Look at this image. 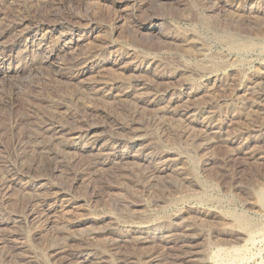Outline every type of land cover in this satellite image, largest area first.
Wrapping results in <instances>:
<instances>
[{
  "label": "rangeland",
  "instance_id": "1",
  "mask_svg": "<svg viewBox=\"0 0 264 264\" xmlns=\"http://www.w3.org/2000/svg\"><path fill=\"white\" fill-rule=\"evenodd\" d=\"M22 1V0H21ZM19 1L20 2V4L22 5V10H21V5L19 4V2H17L16 4H15V6L13 5V6H11L12 8L13 7H16V6H18V4H19V9H16L18 12H19V14L18 13H16V14H14L13 15V10L11 9V7L10 8H7L6 9V11L5 12H7L6 13V16H5V19H7L8 20V18H9V21H11L12 20V18L14 19V20H16V17H18V19H20V18H24V17H26V18H28V19H30L31 21L33 20L34 21V23H41V24H44V25H50V23L52 24L53 22L52 21H54V23H56V22H60V21H62V22H69V21H71V22H75L78 26H79V28H80V33H82L83 34V36L86 38H84V45H82V48L80 47V48H78L75 52H74V54H70V55H68V54H66V55H68V56H63V58H65V57H67V58H65L64 60H66V62H65V67H69V68H62L61 70L59 69L58 71H55L53 68H51V67H44V68H37L36 70H33V74L31 75V78L32 79H30L31 81H28V82H24L23 80H19V79H14V80H12V81H10V82H7V83H3V86H2V83H1V85L0 86H2L1 88H0V92H1V90H2V92H1V94H0V102H1V106H0V110H2V113H0V120H3L2 121V123L0 124V130L2 131V132H0V157H1V154H2V157L0 158V191H1V195H3L4 197L5 196H7V197H5V198H7L6 200V202H7V204H5V206H3L2 204L3 203H0L1 205V207H0V221H1V223H0V226L2 227H0L1 229H0V255L3 257H1L0 256V263H1V261L3 262V264H6V263H8L9 261H11V263L9 262V264H14V262H15V264H40L35 258H33V260H29V256L28 255H31L32 254V252H41L42 253V251H44L42 254L44 255V257L46 258V260H47V262H48V264L50 263V264H52V262H54L55 264H57V263H60V264H68L69 262V264H73L70 260L68 261V259H66L67 257L63 254V253H59V252H57L55 255L54 254H52L51 255V252H52V250L54 249V248H56V246H57V248L60 246V245H62L63 243L64 244H67V245H70V247H73V245H74V247L73 248H75V246H76V243H77V246L79 247V246H86L87 248H89L91 245H93L92 243H91V245H89V246H87V244H90L89 242H86V244H85V241H84V238H85V236H86V233L88 232L89 233V229H85V228H83V230H87V232H85V234H83L82 233V228L81 229H78V228H80V227H74V228H72V229H70L69 230V228H71L70 226H65L64 228H66L67 230H68V232H70V233H68L66 230H64V228L62 227V228H60V225L58 224L59 222L58 221H60L59 219L61 218V220H62V218H63V215L61 216V215H59V214H61L60 213V210L62 211V210H64L63 208L61 209V207L58 209V211L52 216V217H50L49 216V218L50 219H48V216L47 217H45L46 216V214H44L43 212V215L41 214V212H39L40 211V208L38 207V206H36L35 207V205H33V203H34V201H35V198L37 197V194L39 193V195H41V194H43V193H40V190L41 191H44L45 192V190H46V188L49 186V185H51V181L53 180V183H52V186H49L48 188H47V190L48 191H51V190H53L54 192H56V193H63L66 197H67V199H69L68 201V203L65 205V210H64V212L62 213V214H64L65 212H66V210H68L67 212H66V214H65V216H70V217H74V215H75V217H77V218H81V216L82 215H79L78 214V212L79 213H81V214H84L85 215V217H87V216H90V215H92V216H95L96 214V217L97 216H101L102 215V212H103V215L104 214H110V215H112L114 218H116V219H118L119 220V222L121 223V225H123L124 224V222H128L129 223V220H130V218H131V216L133 217V220H136L137 218H135V216L137 217V215H139V213L140 212H147L148 214L150 213L149 211H153L152 213H154V214H150V215H152L151 216V219H152V221H157V218H158V220H160V218H162V217H164V219H166V218H170L171 220L174 218V217H172L173 216V212H174V214H175V211L177 210L178 211V214H180V217H181V221L179 220V216L176 218V219H174L173 221L174 222H188V223H190V225L192 226V229H191V231H189L188 233H190V235L191 236H194L195 237V239H197V241L194 239V242L196 241L197 243H193L192 244V246H193V248L194 249H196V247H197V249L196 250H199V251H201V250H204L205 249V251L207 250V251H210V253L212 254H214V255H216V259H214V260H212L211 261V263L210 264H221V263H223V260H224V262H226V261H233L232 262V264H238V260H239V264H264V215H262V214H260V213H256V210L253 208V205H251L253 202H251V201H253V197H252V190H251V188L253 187V185L255 186V185H257V183H258V185L261 183L262 184V181H263V184H264V157H261V158H246V157H244L245 155H241V154H239L238 153V151H237V145H238V143H232V142H228V141H225V140H218L217 141V139H216V136H209V137H213V138H211V140L213 139V141H215V142H212V144H210L209 145V147H208V149H207V147L205 148V147H201L200 146V142L201 141H199V140H197V137H196V132H197V129H195L196 131H194V132H192V131H190V133L189 134H187V136H182L183 134L182 133H180L179 132V125L177 124V122L175 121V118L172 116V115H168V114H162V117H161V115H159L160 113H157V111L155 110V109H153V108H149V107H147V108H145L146 106H141V104H135L134 103V101L132 100V99H130V100H132V101H128V99L129 98H125V99H123L122 97H120V96H118L116 93H112V95L111 96H103L100 92H99V90H101V88H103L104 87V85H105V83L106 82H108L107 83V85H111V87H117L118 88V84H123V83H125V82H127V81H129L130 80V78L129 77H131V75H132V77H131V79L133 78V76L135 75V73H136V75H138V74H142L141 76L140 75H138V76H140L141 78V80L142 81H144V83L145 84H147V85H153L154 87H159V88H165V87H167L168 85H170V86H168V87H171V88H175V89H177V87L179 88V86L181 85V80H182V78L181 79H179V78H174V79H168L167 77H165V76H163V77H156V76H154V73L157 75V74H159V73H161V72H166V71H171L172 69H174V66H175V68H176V65L175 64H178L179 62H183L184 63V65H187V66H189V67H192L193 65L195 66V64L197 63H200V61H201V59H202V57H208L209 55V57L208 58H212V59H216V58H222V59H224V58H226V57H233V58H238V59H240V61H241V63H243V68H245V70H246V72H250L251 70H252V72L254 71V70H258V68L259 69H261V66L264 64V53H261V52H259V50L258 49H254L253 51H250V52H245V53H242V54H240L241 56H239V55H237V56H233L234 54H232V53H230V50H227V45H226V42H223L224 41V39H223V37H221V36H223L225 33L224 32H226V34H229V35H233V36H231L232 38H233V40L234 41H236V42H238L239 41V43H246V40L247 41H256L257 40V37H258V39H261V44L262 45H264V40H263V42H262V38L264 39V30L262 29V28H264V23H262V22H264V13L263 12H257V11H249V9H248V6H249V4H247V0H239V2H238V0L236 1V0H228V2H227V0H30L29 2H27V3H25V1ZM34 1V2H33ZM43 1V2H42ZM141 1V2H140ZM196 1V2H195ZM264 1V0H263ZM262 0H259L258 2H257V4H262V2H263ZM40 2V3H39ZM202 2V3H201ZM226 3V5L225 4H223V3ZM29 3V5H30V8L27 6V4ZM53 3V4H52ZM204 3V4H203ZM218 4V5H217ZM236 6H235V5ZM23 5H26V6H24L23 7ZM49 5V6H48ZM202 5V6H201ZM225 5V6H224ZM232 5V6H231ZM238 5V6H237ZM48 6V7H47ZM51 6V7H50ZM57 6V7H56ZM194 6V7H193ZM212 6V7H211ZM229 7V8H228ZM234 7V9H232ZM24 8H26V9H24ZM35 10H34V9ZM52 10H51V9ZM54 8V9H53ZM206 8H208V9H206ZM13 9H15V8H13ZM24 9V10H23ZM28 9H30V10H28ZM205 9V10H204ZM231 9V10H230ZM241 9H243V11L241 10ZM26 10H27V12H26ZM34 10V11H33ZM164 10H165V12H164ZM10 11V12H9ZM36 11V12H35ZM46 11V12H45ZM203 11V12H202ZM245 11H247V12H245ZM248 11H249V13H248ZM22 12V13H21ZM39 12V13H38ZM209 12H211V13H209ZM257 12V13H256ZM11 13H12V15H11ZM31 13V14H30ZM206 13H208V14H212L213 13V15H212V17H210L209 18V16L210 15H208V14H206ZM237 13H239V14H237ZM260 13H262V14H260ZM18 14V15H17ZM36 14V15H35ZM206 14V15H205ZM253 14H257L258 16L259 15H262V16H257V15H254L253 16ZM17 15V16H16ZM24 15V16H23ZM32 15H33V17H32ZM42 15V16H41ZM155 16V18H154V16ZM157 15V16H156ZM204 17H203V16ZM208 15V16H207ZM217 16V18L219 19H217L215 16ZM7 16H9V17H7ZM11 16V17H10ZM207 16V17H206ZM240 16V17H239ZM256 16V17H255ZM20 17V18H19ZM33 19H32V18ZM46 18V19H43V18ZM48 17V18H47ZM68 17V18H67ZM152 17V18H151ZM159 17V18H158ZM214 17V18H213ZM221 18V20H220V18ZM251 17V18H250ZM258 17V18H257ZM26 18H24V19H26ZM70 18V19H69ZM162 18V19H161ZM187 18V19H186ZM197 18H198V20H197ZM200 18V19H199ZM215 18H216V21H215ZM232 18H234V19H232ZM236 18V19H235ZM17 19V20H18ZM67 19V20H66ZM73 19H75V20H73ZM186 19V20H185ZM204 19V20H203ZM253 21H252V20ZM261 19L263 20V21H261ZM35 20L36 21H38V22H35ZM57 20V21H56ZM59 20V21H58ZM149 20V21H148ZM195 20V21H194ZM225 20V21H224ZM236 20H237V22H236ZM32 21V22H33ZM77 21V22H76ZM157 21V22H156ZM240 21V22H239ZM150 22H153V25H151V27H150ZM157 24H156V23ZM161 24H160V23ZM173 22V23H172ZM213 22V23H212ZM225 22V23H224ZM227 22H230V23H227ZM233 24H232V23ZM238 22H239V24H238ZM261 22V24H259ZM74 23V24H75ZM251 23H252V25H253V23H254V27H252V25H251ZM75 24V25H76ZM81 24V25H80ZM107 24V25H106ZM225 24V25H224ZM229 24V25H228ZM84 25V26H83ZM110 25V26H109ZM215 27H214V26ZM225 27H227L228 26V28H229V26H230V30L228 29V28H225ZM227 25V26H226ZM233 25H235V26H233ZM256 25V26H255ZM106 26L108 27V29L106 28ZM165 26V27H164ZM204 26V27H203ZM207 26V27H206ZM208 26H209V28H208ZM212 26V27H211ZM219 28V29H221V33L219 32V31H217V30H219L217 27ZM258 26V27H257ZM23 27V26H22ZM112 27V28H111ZM208 29H206V28ZM236 27V28H235ZM242 29H240V28ZM260 27H262V28H260ZM157 28V29H156ZM158 28H159V30H158ZM167 28V29H166ZM215 28H217L216 30H215ZM224 28H225V30H224ZM256 28L258 29V30H256ZM20 29V28H19ZM176 29V30H175ZM178 29V30H177ZM232 29H233V31H232ZM243 29H246L245 31L243 30ZM256 31H255V30ZM260 29H262V31H260ZM22 30V29H21ZM172 30V31H171ZM181 32H180V31ZM229 30V31H228ZM237 32H236V31ZM248 30H250L249 32H250V34H249V32H248ZM158 31V32H157ZM214 31H217V32H215L214 33ZM224 31V32H223ZM231 31V32H230ZM239 31H243L242 33H241V35H240V32ZM17 32V31H16ZM14 33L13 35H10V34H8V38L10 39H8V41H11V40H13V38L14 39H16V36L18 37V38H20L19 36H20V34H19V32H17V33ZM167 34H165V33ZM179 32V33H178ZM188 32H190L191 33V35L190 36H186L187 35V33ZM223 32V33H222ZM244 32L245 33H248V34H246V36L244 35ZM259 32V33H258ZM256 33L258 34V35H256ZM261 33V34H260ZM18 34V35H17ZM99 34V35H98ZM161 34V35H160ZM179 34V35H178ZM183 34H185V35H183ZM201 34V35H200ZM239 34V35H238ZM242 34H243V36H242ZM118 35V36H117ZM176 35H178V36H176ZM182 35V36H181ZM215 35V36H214ZM218 35V36H217ZM249 35V36H248ZM253 35V36H252ZM162 36V37H161ZM185 37V39H182V38H184ZM191 36H193V37H191ZM200 36V37H199ZM248 36V37H247ZM168 37H170V38H168ZM178 37V38H177ZM179 37H180V39H179ZM182 37V38H181ZM197 37V38H196ZM217 37V38H216ZM246 37V38H245ZM164 38V39H163ZM166 38H168V39H166ZM173 40H172V39ZM189 38H191V39H189ZM97 39V40H96ZM181 41V42H179V40ZM186 39H187V41H186ZM193 39V40H192ZM219 39L221 40V41H219ZM147 40V41H146ZM223 40V41H222ZM189 41H194V43L197 41V42H199V44L202 46V48H201V46L199 45H197L196 43L194 44L193 42H192V44H191V42H189ZM205 41V42H204ZM243 41V42H242ZM137 42V43H136ZM184 42V43H183ZM223 42V43H222ZM149 43V44H148ZM177 43V44H176ZM180 43H182L183 45H181ZM190 43V44H189ZM202 43H204V44H202ZM91 44V45H90ZM98 46L99 45V47H97L96 45ZM176 44V45H175ZM110 45V46H109ZM172 45V46H171ZM187 45H188V50H191L190 51V53H189V51L188 50H186V48H187ZM194 45V46H193ZM204 45V46H203ZM208 45V46H207ZM225 45V46H224ZM89 46V47H88ZM94 48H93V47ZM107 46V47H106ZM169 46V47H168ZM180 46V47H179ZM199 47V48H201L202 49V51L203 52H205V53H203V55H200V54H198L199 53V51L197 50V49H199V48H197V47ZM207 48H206V47ZM88 47V48H87ZM97 47V48H96ZM177 47V48H176ZM189 47H191V48H189ZM85 48V49H84ZM93 48V49H92ZM105 48H106V50H105ZM181 48H183V50L181 49ZM205 48V49H204ZM82 49V50H81ZM89 49H90V51L91 52H89ZM100 49V50H99ZM135 51H134V50ZM170 49V50H169ZM178 49V50H177ZM194 49V50H193ZM196 49V50H195ZM88 51V53H96L97 54V56H98V58H100L101 59V61H102V65L101 64H98V63H95V65H93L92 66V68L91 69H89L88 70V75H87V73L86 74H84V75H82V74H80L79 72H80V70H81V68H80V66L77 64L78 63V58H80L81 57V53H82V56L84 55V54H87V51ZM99 50V51H98ZM184 51L183 53H182V51ZM207 50V51H206ZM227 50V51H226ZM257 50H258V52H259V54L257 53ZM79 51V52H78ZM86 53H85V52ZM101 51V52H100ZM179 51V52H178ZM181 51V52H180ZM196 51L198 52V53H196ZM138 52V53H137ZM192 52V53H191ZM206 52H208V53H206ZM175 53H176V55H175ZM178 53H180V54H178ZM247 53V54H246ZM254 53V54H253ZM139 54V55H138ZM181 54H182V56H181ZM195 54H196V56H195ZM213 54V55H212ZM220 55V56H215L214 57V55ZM227 54H231V55H227ZM245 54V55H244ZM256 54V55H255ZM74 56V60H72V57ZM78 55V56H77ZM114 55V56H113ZM141 55V56H140ZM144 55V56H143ZM158 55V56H157ZM165 55V56H164ZM166 55H167V59H165L166 58ZM173 55H175L174 57H173ZM179 55V56H178ZM184 55H186V56H184ZM248 55V56H247ZM261 55V56H260ZM72 56V57H71ZM77 56V57H76ZM80 56V57H79ZM148 57V58H146V57ZM168 56H172L171 58H168ZM190 56V57H189ZM200 57V58H197V57ZM244 56H245V58H244ZM256 56V57H255ZM258 56V57H257ZM69 57H70V59H69ZM111 57V58H110ZM143 57V58H142ZM144 57H145V59H144ZM149 57H151V58H149ZM153 57V58H152ZM154 57H156V58H154ZM161 57H164V58H161ZM76 58V59H75ZM116 58V59H115ZM136 58H138V60L136 59ZM141 58V59H140ZM175 58V59H174ZM243 58V59H242ZM121 59V60H120ZM150 59H152V60H154V62H155V64H156V62H158L155 66L156 67H154V66H152L149 70L147 69V70H144V71H142V72H135V70H134V68H132V66L134 67V66H136V64H139L140 62H142L143 61V63L144 62H148V60H150ZM161 61H160V60ZM183 59H186V60H183ZM199 59H200V61H199ZM70 62H69V61ZM105 60H107V61H105ZM112 60H114L113 62H115V63H117L116 65H112L111 63H112ZM134 60H136L135 61V63L133 62ZM182 60V61H181ZM192 60V61H191ZM198 60V61H197ZM246 60V61H245ZM248 60V61H247ZM260 60H262V62L260 61ZM71 61L73 62L74 61V63H72L71 64ZM77 61V62H76ZM169 62V63H167V62ZM176 61V63H171V62H175ZM179 61V62H178ZM197 61V62H196ZM217 61V60H216ZM243 61V62H242ZM260 61V62H259ZM139 62V63H138ZM165 62V63H164ZM195 62V63H194ZM120 63L121 64H123V65H121L122 67H118L117 65H120ZM134 63V64H133ZM69 64V65H68ZM77 64V65H76ZM168 64V65H167ZM188 64H190V65H188ZM262 64V65H261ZM67 65V66H66ZM70 65H71V67H70ZM159 65V66H158ZM164 67V69H163V67ZM165 65V66H164ZM192 65V66H191ZM256 65H258V66H256ZM78 66V67H77ZM107 66H112V67H107ZM115 66H117V67H115ZM131 66V67H130ZM260 66V67H259ZM73 67V68H72ZM76 67V68H75ZM106 67L108 68V69H106ZM161 67V68H160ZM170 67H172V68H170ZM248 67V68H247ZM72 68V69H71ZM102 68V69H101ZM105 68V69H104ZM110 68V69H109ZM122 68V69H121ZM255 68V69H254ZM257 68V69H256ZM119 69V70H118ZM154 69V70H153ZM159 69V70H158ZM162 69V70H161ZM171 69V70H170ZM102 70V71H101ZM153 70V71H152ZM157 70V71H156ZM175 70V69H174ZM173 70V71H174ZM55 71V72H54ZM61 71H63V73L61 72ZM71 71V72H70ZM104 71V72H103ZM109 71V72H108ZM112 71V72H111ZM129 71V72H128ZM148 71V72H147ZM151 71V72H150ZM35 72V73H34ZM52 72H54V74L52 73ZM96 72V73H95ZM117 72V73H116ZM116 73V74H115ZM132 73V74H131ZM138 73V74H137ZM51 74V75H50ZM59 74V75H58ZM61 74V75H60ZM63 74V75H62ZM69 74V75H68ZM79 74V75H78ZM90 74H93V75H91L90 76ZM112 74V75H111ZM120 76H119V75ZM121 74H122V76H125L126 74H128V75H126V76H128V77H122V79H120V77H121ZM147 76H146V75ZM37 75V76H36ZM57 75V76H56ZM66 75V76H65ZM71 75H72V77H71ZM86 75V76H85ZM99 75V76H98ZM103 75H105V76H103ZM107 75H108V77H107ZM111 75V76H110ZM113 75L114 76H116V80H118V81H116L115 79H114V77H113ZM150 75H152V76H150ZM46 76V77H45ZM52 76V77H51ZM65 76V77H64ZM94 76V77H93ZM109 76H110V78H109ZM64 77V78H63ZM70 77V78H69ZM83 77H85V78H83ZM88 77V80L86 79ZM94 79H93V78ZM97 77V78H96ZM100 79H99V78ZM112 77V78H111ZM145 77V78H144ZM149 77V78H148ZM48 78V79H47ZM79 78V79H78ZM90 78V79H89ZM96 78V79H95ZM106 78H108V79H106ZM123 78H125V79H123ZM153 78V79H152ZM163 78V79H162ZM54 79V80H53ZM58 79H59V81H58ZM68 79V80H67ZM70 79V80H69ZM102 79H104V80H102ZM111 79V80H110ZM126 79H127V81H126ZM144 79V80H143ZM145 79H147V82L145 81ZM179 79V80H178ZM45 80H46V82H45ZM61 80V81H60ZM73 80V81H72ZM78 80V81H77ZM82 80V81H81ZM84 80V81H83ZM87 80V81H86ZM91 80V81H90ZM93 80H94V82H93ZM98 80V81H97ZM105 80H106V82H105ZM112 81V83L110 82V81ZM120 80V81H119ZM123 80H125V81H123ZM152 82H151V81ZM156 80V81H155ZM159 80V81H158ZM70 82V84L68 83V82ZM77 81V82H76ZM79 81H81V82H79ZM99 81H100V83H99ZM149 81V82H148ZM161 81V82H160ZM13 82V83H12ZM66 82V83H65ZM73 84H72V83ZM76 82V83H75ZM83 82V83H82ZM115 82V83H114ZM117 82V83H116ZM120 82V83H119ZM158 82H160V83H158ZM228 82H232L231 84H227V83H225V82H218L217 84H215V85H212L211 87H210V89H209V91H208V93L206 94V97H205V93L203 94L202 93V95H198V96H196L195 98H194V100L192 101L193 103H197V101L198 102H200V103H202V102H206L207 104H212L211 105V109L213 108V110L214 111H219V110H221L225 105H228V103H230L228 106H232L233 105V107H231L232 109H234L235 111H236V113H238V114H236V115H234L233 117H231L230 116V118H228L229 120L226 122V124L227 123H229V124H227L228 126L227 127H225V128H223L222 130H221V137H224V136H226L225 135V133H227V135H231V136H234V139H235V141L236 142H239L240 140L242 141L243 139V137L245 136L244 134L246 133V132H252L253 133V131H256L257 129H261V125H262V127H264V117H263V114H251L250 112H249V110H246L247 108L246 107H244L243 106V104L242 103H240V100L242 101L243 99H244V95L245 94H241V93H238L236 90H235V88H234V85H233V81H231V80H228ZM23 83V84H22ZM54 83H56V84H54ZM74 83H75V86H74ZM91 83H93L92 85H91ZM102 83H103V85H102ZM171 83V84H170ZM5 84V85H4ZM36 84H38V85H36ZM48 84V85H47ZM60 84V85H59ZM62 84V85H61ZM67 84V85H66ZM176 84V85H175ZM180 84V85H179ZM222 84V85H221ZM69 85V86H68ZM89 85V86H88ZM100 85H102V86H100ZM106 85V86H107ZM164 87H163V86ZM231 85V86H230ZM16 86H19V88H17ZM47 86V87H46ZM50 86V87H49ZM58 86V87H57ZM74 86V87H73ZM79 86V87H78ZM84 88H83V87ZM150 86V87H151ZM152 86V87H153ZM173 86V87H172ZM229 86L231 87V88H229ZM20 87H22V88H20ZM35 87V88H34ZM55 87V88H54ZM66 87H69V88H66ZM73 87V88H72ZM76 87V88H75ZM81 87V88H80ZM91 87H93V88H91ZM98 87H100V88H98ZM40 88H41V90H40ZM50 88H53V89H50ZM63 88H65V89H68L69 91L70 90H72L71 91V93L69 92L68 94H67V90L66 91H64L65 89H63ZM79 88V89H78ZM86 88V89H85ZM91 88V89H90ZM97 88V89H96ZM229 88V89H228ZM20 89V90H19ZM24 89V90H23ZM87 89H89V91L87 90ZM227 89V90H226ZM15 90V91H14ZM18 90V91H17ZM27 90V91H26ZM30 90V91H29ZM54 90V91H53ZM78 90V91H77ZM80 90V91H79ZM92 90V91H91ZM211 90L213 91V92H211ZM232 90H233V93H232ZM21 91H23V92H21ZM26 91V92H25ZM34 91V92H33ZM39 91H41V92H39ZM49 91V92H48ZM85 91V92H84ZM98 91V92H97ZM220 91V92H219ZM226 91H228V92H226ZM236 91V92H235ZM17 92H19L18 94H17ZM29 92V93H28ZM33 92V93H32ZM59 92H60V96H62L63 94V96H62V98H60V96L58 95L59 94ZM64 92V93H63ZM82 92V93H81ZM87 92H88V95H86L87 94ZM92 92V93H91ZM219 92V93H218ZM15 93V94H14ZM21 93V94H20ZM38 93H40L39 95H38ZM61 93H62V95H61ZM77 93H79V94H77ZM95 93H96V95H95ZM99 93V94H98ZM210 93H211V96H210ZM229 93H231L230 95H228ZM24 94H26L27 96H25ZM49 94V95H48ZM56 94V97L54 96ZM74 94H76V95H74ZM94 96H93V95ZM234 94H235V96H234ZM241 95L242 96V98L243 99H241V96L239 97L238 95ZM3 95V96H2ZM15 95V96H14ZM29 95H31V96H29ZM74 95V96H73ZM91 95V96H90ZM100 95V96H99ZM102 95V96H101ZM115 95H116V97H115ZM215 95H217V96H215ZM236 95H237V97H239V99L238 98H236V100L238 101H235L234 99H235V97H236ZM2 96V97H1ZM18 96H19V99H18ZM39 96V97H38ZM58 96V97H57ZM99 96V97H98ZM114 96V97H113ZM209 96V97H208ZM6 97V98H5ZM46 97H49V98H47V99H49V100H47L46 99ZM53 97H55V98H53ZM71 97V98H70ZM76 97V98H75ZM84 97V98H83ZM86 97V98H85ZM96 99H95V98ZM104 97V98H103ZM111 97H113V98H111ZM201 97L204 99H201ZM207 97L209 98L208 100L209 101H205V100H207ZM219 97H220V99H219ZM232 97L234 98V99H232ZM2 98V99H1ZM4 98V99H3ZM8 98V99H7ZM24 98V99H23ZM28 98H30V100H28ZM67 98V100L66 101H64L65 99ZM69 98L72 100H70L69 101ZM75 98V99H74ZM103 98V99H102ZM109 98H110V100H109ZM116 98H117V100H116ZM120 98H122L121 100H120ZM212 98V99H211ZM15 99V100H14ZM38 99H41V100H38ZM42 99H43V101H42ZM45 99L47 100V101H45ZM62 99V100H61ZM81 99H83V100H81ZM89 99V100H88ZM92 99H94L95 100V102H94V100L92 101ZM108 99V100H107ZM112 99V100H111ZM115 99V100H114ZM119 99V100H118ZM201 99V100H200ZM8 100V101H7ZM20 100V101H19ZM23 100H24V102H23ZM54 100V101H53ZM59 100V101H58ZM61 100V101H60ZM80 100V103L78 102ZM99 100V101H98ZM101 100H103V101H101ZM105 100L106 101H108V103H106L105 102ZM122 100H125V101H122ZM195 100H197V101H195ZM200 100V101H199ZM203 100V101H202ZM227 100V101H226ZM234 100V101H233ZM15 101V102H14ZM29 101V102H28ZM37 101H40L41 103H38ZM63 101V102H62ZM91 101V102H90ZM119 101V102H118ZM230 101V102H229ZM232 101V102H231ZM8 102V104H6ZM15 104H14V103ZM28 102V103H27ZM32 102V103H31ZM35 102H37V103H35ZM54 102V103H53ZM58 102V103H57ZM62 103V105H61V103ZM74 103V105H73V103ZM86 102V103H85ZM88 102V103H87ZM102 102V103H101ZM103 102L105 103V105H106V107H105V105L103 104ZM113 102V103H112ZM117 102L119 103V105L117 104ZM132 102V103H131ZM209 102V103H208ZM213 102V103H212ZM228 102V103H227ZM233 102H235V103H233ZM4 105H3V104ZM11 103L13 104V105H11ZM23 103L26 105H23ZM27 103V104H26ZM33 104V105H31V104ZM35 103V104H34ZM44 103H46L45 105H44ZM69 103V104H68ZM111 104V107H110V104ZM128 103V104H127ZM199 103V104H200ZM204 103H202V104H204ZM225 103V104H224ZM227 103V104H226ZM28 104L30 105V106H28ZM48 104V105H47ZM65 104H66V106H65ZM70 104H72V105H70ZM80 104L82 105V106H80ZM102 104H103V106H102ZM135 104V105H134ZM198 104V103H197ZM224 104V105H223ZM236 104H238L237 106H234V105H236ZM240 104H241V106H240ZM7 105V106H6ZM19 105H22V106H25V108H23L22 106V109L19 107ZM47 105V106H46ZM55 105V106H54ZM59 105V106H58ZM68 105H70V107L73 109V111H75V112H72V109L68 106ZM86 105V106H85ZM108 105V106H107ZM128 105V106H127ZM131 105H132V107H131ZM3 106L5 107V109H3ZM17 106V107H16ZM33 106V108H31ZM40 107V110L38 109L39 107ZM44 106V108H42ZM53 108H52V107ZM61 106V107H60ZM75 106V107H74ZM77 106V107H76ZM216 106H218V107H216ZM220 106H222L221 108H220ZM26 107H27V110H28V112H27V110L25 111V109H26ZM36 107H38V108H36ZM48 107V109H46ZM51 107V108H50ZM57 109L56 110V112H55V108ZM69 107V108H68ZM84 107V108H83ZM92 107V110L90 109ZM103 107H104V110L107 108V110H103ZM130 107V110L129 109H127V108H129ZM134 107V108H133ZM10 108V109H9ZM16 108V109H15ZM30 110H32V109H34L33 111H30ZM37 109V111H36V109ZM43 110H42V109ZM60 108V109H59ZM67 110H66V109ZM78 108V109H77ZM86 108V109H85ZM108 108H111V109H108ZM116 111H114L113 109ZM116 108V109H115ZM133 108V109H132ZM216 108H217V110H216ZM219 108V109H218ZM7 109V110H6ZM9 109V110H8ZM17 109H20V110H18L17 111ZM46 111H45V110ZM64 109V110H63ZM74 109H76V110H74ZM97 109V110H96ZM98 109H99V111H98ZM120 109V110H119ZM124 109H126L125 110V112H124ZM136 109V110H135ZM239 109H241L240 111L242 112V114H241V112L239 111ZM49 110V112L47 113V111ZM61 110V111H60ZM83 110V111H82ZM96 110V111H95ZM109 110V111H108ZM119 110V111H118ZM122 110V111H121ZM133 110H135V111H140L141 113H142V111H143V113H142V115L144 116V120L147 122H145V124L146 125H144L145 126V129L146 130H148L149 132H151V133H153L157 138H159L160 137V139H158L159 141H160V144H162V145H164V146H162V145H160L163 149H167V150H170V151H172V152H174L176 155H173L171 158H173L174 156H179L181 159H177V157H174L173 159H174V162L175 163H177L178 164V167H181L182 168V170L185 172L184 173V175H182L183 176V178L181 177V175H178L176 172H166L165 173V175H163V174H157V173H155V174H153V173H151V170H150V168L147 166H145V165H141V164H138V163H136V165H135V162H133V161H131V160H121V159H119L117 162H114V163H110V164H107L106 166L104 165H100V164H94V155H92V154H89V153H85V152H81V151H78L77 152V154H76V152L74 153L73 151H77V150H73V151H70V153H69V155H68V152H66V150H65V152H63L61 155H63V156H57V157H54V155H53V157H51V158H45V157H43V156H41L42 154H40V152L36 149V148H34L33 147V145H32V143H31V140H30V137L33 135V131L35 130V128L37 127V125L41 122V119L43 120V121H47V122H51V123H57V122H59V123H61L62 121H64V120H66V121H68V122H63L62 123V125H71L72 123L73 124H83V123H86V122H89L90 120H94V122L93 121H91V122H93L94 124H99L100 122V124L101 125H99V130L97 129L96 131H97V133H96V131H95V136L97 137V136H99V137H97V140L99 141V142H102V140L104 139L103 137L105 136V138L106 137H108L109 136V128H108V125H110L111 126V124L112 123H115V122H124L123 120H121V121H117V120H119L122 116V119L123 118H126L125 120H127V117H129V114H128V112L130 111V112H132ZM21 111V112H20ZM23 111V112H22ZM40 111V112H39ZM43 111V112H42ZM44 111H45V114L46 115H44ZM63 111L65 112V114L63 113ZM88 112V113H85V115H84V112ZM93 111V112H92ZM110 111H111V113H110ZM217 111V113H219ZM1 112V111H0ZM10 112H12V113H10ZM26 112H27V115H26ZM36 112H38V114L36 113ZM42 112V113H41ZM60 112V113H59ZM68 112V113H67ZM74 113V114H71V113ZM78 112V113H77ZM97 113L96 115L94 114V113ZM114 112V113H113ZM124 113V114H121V113ZM246 112H249V113H245ZM32 113L34 114L33 115V117H32ZM36 113V114H35ZM62 113V114H61ZM91 113H93L92 114V116H89V114L91 115ZM152 113H154V114H152ZM2 114V115H1ZM21 114H23V115H21ZM28 114H29V116H28ZM31 114V115H30ZM50 114V115H49ZM56 115V116H54V115ZM64 114V115H63ZM68 114V115H67ZM76 114H78V115H76ZM80 114V115H79ZM110 116H109V115ZM114 114H117L118 116H119V118H118V116L117 115H114ZM121 114V115H120ZM128 114V115H127ZM158 114V115H157ZM5 115V116H4ZM21 115V116H20ZM42 115V116H41ZM59 115H60V117H59ZM74 116V117H71V116ZM113 115V116H112ZM166 115V116H165ZM252 115V116H251ZM15 116V117H14ZM20 116V117H19ZM23 116V117H22ZM27 116H28V118H27ZM35 116V117H34ZM38 116H40V117H38ZM48 116V117H47ZM65 116V117H64ZM76 116H77V118H76ZM87 118H85V117ZM90 118H92V119H90ZM98 116V117H97ZM99 116H100V120H99ZM105 116V117H104ZM112 116V117H111ZM121 116V117H120ZM168 116H172L171 118L170 117H168ZM237 116V117H236ZM2 117H4V118H2ZM10 119H9V118ZM19 117V118H18ZM32 117V118H31ZM38 117V118H37ZM45 117H47V118H45ZM71 117V118H70ZM108 117H109V119H108ZM149 117V118H148ZM155 118V120H153L154 118ZM245 117H247V119H245ZM263 117V118H262ZM18 118V119H17ZM45 118V119H44ZM54 118V119H53ZM72 118H74L73 119V122L71 121V119ZM78 118L80 119V120H78ZM84 118V119H83ZM94 118V119H93ZM95 118H97V119H95ZM106 118V119H105ZM110 118H112V119H110ZM148 118V119H147ZM165 118V119H164ZM174 120H173V119ZM243 118V119H242ZM259 120H261V121H258V119ZM12 119H14V120H12ZM22 119V120H21ZM26 119V120H25ZM32 119V120H31ZM34 119H37V121L36 120H34ZM39 119H40V121H39ZM53 119V120H52ZM68 119V120H67ZM83 119V120H82ZM89 119V120H88ZM163 119V120H162ZM171 119V120H170ZM17 122H16V121ZM77 120V121H76ZM85 120V121H84ZM88 120V121H87ZM95 120H97V122L95 123ZM107 120H109V121H107ZM112 120V121H111ZM169 120H170V122H169ZM173 120V121H172ZM20 122V124H19V122ZM24 121V122H23ZM30 121V122H29ZM33 121V122H32ZM53 121V122H52ZM80 121V122H79ZM152 121V122H151ZM158 121H160V122H158ZM246 121V122H245ZM247 121H249V122H247ZM5 122V123H4ZM11 124H10V123ZM13 122V123H12ZM34 122H36V124H34ZM39 122V123H38ZM69 122L71 123V124H69ZM74 122H76V123H74ZM82 122V123H81ZM91 122H89V123H91ZM106 122H107V127H106ZM163 124H162V123ZM4 123V124H3ZM10 125H9V124ZM21 123H23V125L24 126H22V124ZM105 123V124H104ZM149 123V124H148ZM177 124L178 125V127H177V125L175 124V125H172V124ZM249 123V124H248ZM259 123V124H258ZM261 123V124H260ZM7 126H6V125ZM27 124V125H26ZM33 124V125H32ZM169 124V125H168ZM12 125V126H11ZM150 125V126H149ZM168 125V126H167ZM250 127H252V128H249V126ZM252 125V126H251ZM3 126V127H2ZM5 126V127H4ZM18 126V127H17ZM24 127V129L22 130V128L21 127ZM27 126H29V128L30 129H26V128H28ZM35 126V128H33ZM104 126V127H103ZM109 126V127H110ZM137 126V125H136ZM160 126V127H159ZM162 126V127H161ZM167 126V127H166ZM243 126V127H242ZM247 126V127H246ZM2 127V128H1ZM177 127V128H176ZM242 127V128H241ZM244 127L246 128V129H244ZM255 127H257V128H255ZM5 128H7V129H5ZM17 128V129H16ZM18 128H20V129H18ZM33 128V129H32ZM106 128H108L107 130H105ZM153 128V129H152ZM240 128H241V130H240ZM249 130H248V129ZM254 128V129H253ZM10 129V130H9ZM101 129H103V130H101ZM225 129H226V131H225ZM13 132H12V131ZM21 130V131H20ZM31 130V132H29ZM105 130V131H104ZM127 129H121L120 131H118V133L120 134V135H122V137H128V136H130L131 135V133H132V130H127ZM155 130V131H154ZM166 130V131H165ZM230 132H229V131ZM240 130V131H239ZM244 130V131H243ZM245 130H246V132H245ZM10 131V132H9ZM18 131H20L23 135H21V133L20 132H18ZM27 131H28V133H27ZM98 131H100L101 133H99ZM106 132L105 134H104V132ZM123 131V132H122ZM154 131V132H153ZM223 131H225V133L223 132ZM237 131H239V132H237ZM4 132V133H3ZM6 132V133H5ZM16 132H18V133H16ZM129 132H131V133H129V135H128V133ZM168 132V133H167ZM175 132V133H174ZM235 132V133H234ZM10 133V134H9ZM14 133V134H13ZM25 133V134H24ZM170 133H171V135H170ZM229 133V134H228ZM231 133H233V134H231ZM32 134V135H31ZM127 134V135H126ZM161 134V135H160ZM179 134H181L180 136H179ZM190 134H192V135H190ZM235 134V135H234ZM237 134V135H236ZM19 135V136H18ZM25 135V136H24ZM27 135H30V137H28ZM188 135H190L189 137H188ZM238 135H240V136H238ZM241 135H243V136H241ZM103 136V137H102ZM159 136V137H158ZM165 136V137H164ZM174 136V137H173ZM191 136H192V139H191ZM231 136H229V137H231ZM13 137H16V138H18L19 140H17L16 138L14 139ZM171 137V138H170ZM187 137V138H186ZM193 137H195L194 139H193ZM208 137V138H209ZM28 139V140H25L26 142H24L23 140L24 139ZM189 138V139H188ZM170 139V140H169ZM184 139V140H183ZM210 139V138H209ZM236 139H239V140H236ZM2 140H4V141H2ZM161 140H163V141H161ZM210 140V141H211ZM20 141V142H19ZM170 141V142H169ZM183 141H185V142H183ZM188 141H191V142H188ZM225 141V142H224ZM165 144H164V143ZM193 142H195V144L196 145H194V143ZM199 142V143H198ZM24 143H26L25 145H24ZM31 143V145H29ZM180 143H182V145L180 144ZM193 143V144H192ZM187 144V145H186ZM233 144H234V146L236 145V147L234 148V146H233ZM258 145H253V146H251L250 147V149L251 150H253L254 151V149L256 148V147H258L257 148V150L258 151H261V150H263V152H264V146H261L262 144H260V143H257ZM14 145V146H13ZM18 145V146H17ZM20 145V146H19ZM175 145V146H174ZM200 147H199V146ZM232 145V146H231ZM4 146V147H3ZM17 146V147H16ZM33 147V148H31V147ZM167 146V147H166ZM170 146H172V148L170 147ZM177 146V147H176ZM188 146H189V149H188ZM195 148H194V147ZM261 146V147H260ZM3 147V148H2ZM24 147V148H23ZM30 147V148H29ZM175 147V148H174ZM194 149H193V148ZM255 147V148H254ZM169 148V149H168ZM184 148V149H183ZM253 148V149H252ZM25 149H28V151L27 150H25ZM31 150V152H30V150ZM186 149V150H185ZM231 149V151H228V150H230ZM233 149V150H232ZM260 149V150H259ZM22 150V151H21ZM24 150V151H23ZM177 150H179V152L177 151ZM188 150V151H187ZM256 150V149H255ZM16 151V152H15ZM182 151V152H181ZM197 151V152H196ZM209 151V152H208ZM227 151V152H226ZM233 151V152H232ZM235 151V152H234ZM15 152V153H14ZM23 152H25V153H23ZM28 152V153H27ZM39 152V153H38ZM72 152V153H71ZM218 152V153H217ZM231 152V153H230ZM27 153V154H26ZM65 153H67L66 155L68 156V157H65L64 155H65ZM74 153V154H73ZM79 153H81V154H79ZM180 153V154H179ZM182 153V154H181ZM211 155H210V154ZM214 153V154H213ZM228 153V154H227ZM4 154V155H3ZM14 154H15V156H14ZM18 154V155H17ZM23 154V155H22ZM36 155V156H33V155ZM74 155V157H73V155ZM76 154V155H75ZM235 154V155H234ZM238 154V155H237ZM264 154V153H263ZM9 155V156H8ZM12 155V156H11ZM29 157H27V156ZM33 157H32V156ZM70 155H72V156H70ZM79 155H80V157H79ZM86 155V156H85ZM88 155V156H87ZM89 155H91L92 157L91 158H88L89 157ZM180 155H182V156H180ZM191 155V156H190ZM204 155V156H203ZM209 155V156H208ZM212 155H216L217 157H215V156H213L214 158H216L215 160H214V158H212ZM40 156V157H39ZM198 156H199V158H198ZM226 156H227V158H226ZM238 156V157H237ZM4 157H5V159H4ZM11 157V158H10ZM13 157V158H12ZM15 157V158H14ZM24 157H26V159L24 158ZM39 157V158H38ZM62 157H64L65 159H66V163H65V159L64 158H62ZM82 157L83 158H85V159H82ZM184 157V158H183ZM188 157V158H187ZM189 157H194L195 159H194V161H195V163L194 162H189L188 160H189ZM196 157H197V159H196ZM241 157H242V159H241ZM18 158V159H17ZM32 158V159H31ZM34 158V159H33ZM38 158V159H37ZM44 158V159H43ZM56 158H58V159H56ZM60 158H62V162H60L61 161V159ZM69 158H71V160L69 161L68 159ZM78 158V159H77ZM185 158L187 159V160H185ZM217 158H219V159H217ZM221 158V159H220ZM229 158V159H228ZM9 159V160H8ZM15 160V162H14V160ZM22 159H25V160H23L22 161ZM32 161H31V160ZM37 159V161H34V160H36ZM43 159V160H42ZM45 159H47L48 160V163H47V160L46 161H44ZM60 159V160H59ZM64 159V160H63ZM79 160V161H77V160ZM81 159V160H80ZM91 159V160H90ZM183 159V160H182ZM200 159V160H199ZM206 161H205V160ZM208 159V160H207ZM212 159H213V161H212ZM247 160V163H244V162H246V160ZM254 159V160H253ZM257 159V160H256ZM17 160V161H16ZM53 160V161H52ZM57 160H59V161H56ZM75 160V162H74V165L75 166H77V167H73L74 165H72L73 164V161ZM90 160V161H89ZM178 160V161H177ZM198 160V161H197ZM248 160H251V161H253V163L251 162V161H249L248 162ZM259 160V161H258ZM1 161H2V163H1ZM9 161V162H8ZM10 161H12V162H10ZM20 161V163H18ZM30 161L32 162L31 163V165L29 164L30 163ZM41 161V162H40ZM42 161H43V163H44V165L43 164H41L42 163ZM51 161V162H50ZM85 161V162H84ZM91 161H93V162H91ZM125 161H127V162H130V163H127V162H125ZM177 161V162H176ZM261 161V162H260ZM6 162V163H5ZM28 164H27V163ZM54 162H55V164H54ZM60 162V163H59ZM78 162V163H77ZM83 162V163H82ZM88 162H89V164H88ZM90 162H91V164H90ZM119 162V163H118ZM120 162H121V164H120ZM132 162V163H131ZM186 162V163H185ZM202 163V164H198V163ZM207 162V163H206ZM251 162V163H250ZM254 162H255V165H256V162H258L257 163V165L255 166L254 165ZM16 163V164H15ZM22 163V164H21ZM34 163H37V164H34ZM47 163V164H46ZM63 163H64V165H63ZM68 163H69V165H68ZM124 163H125V165H132L131 167L130 166H125L124 167ZM127 163V164H126ZM181 163V164H180ZM188 163V164H187ZM196 163L198 164V165H196ZM203 163H205V164H203ZM242 163V164H241ZM7 164V165H6ZM15 164V165H14ZM39 164V165H38ZM41 164V165H40ZM53 164V165H52ZM71 164V165H70ZM114 164H116V165H114ZM118 164H119V166H118ZM123 164V165H122ZM187 164V165H186ZM250 164V165H249ZM2 165H4V166H2ZM20 165V167H24V168H22V170H20L21 168L20 167H18ZM29 165V166H28ZM34 165V166H33ZM43 165V166H42ZM55 165V166H54ZM61 165V166H60ZM67 165L69 166V167H67ZM87 165V166H86ZM90 165V166H89ZM98 165V166H97ZM110 165H112V166H110ZM180 165V166H179ZM182 165L184 166V167H182ZM191 165V166H190ZM247 165V166H246ZM8 168H7V167ZM15 166H17V167H14ZM26 166H28V168H26ZM31 166V168H29ZM33 166V167H32ZM39 167V168H37V167ZM40 166H42V167H40ZM46 166H48V167H46ZM65 166H66V168H65ZM71 166V167H70ZM109 166L111 167L110 168V170L108 169L109 168ZM114 166V167H113ZM122 166V167H121ZM189 166V167H188ZM250 166V167H249ZM34 167H35V170H34ZM44 167H46L45 169H44ZM50 167V168H49ZM73 167V170L72 169H70V168H72ZM99 167H101V168H99ZM106 167V168H105ZM118 167V168H117ZM139 167V168H138ZM5 168V169H4ZM9 168H10V170H9ZM42 168V169H41ZM50 169V170H47V169ZM68 168V169H67ZM91 168V169H90ZM93 168H96V169H93ZM102 168H104V170L106 169V170H108V171H106L107 172V174H106V172L105 173H103L104 172V170H102ZM112 168H114L112 171H111V169ZM122 168V169H121ZM125 168H126V170H128V171H126L125 170ZM130 168V169H129ZM143 168V169H142ZM241 168V169H240ZM17 170V171H15V170ZM23 169L26 171H24L23 172ZM29 169V170H28ZM31 169H32V171H31ZM38 171H37V170ZM43 170V171H41V170ZM63 169V170H62ZM67 169V170H66ZM99 169H101V170H99ZM119 171H118V170ZM133 169V170H132ZM136 169V170H135ZM188 169H191V171H189ZM4 170V171H3ZM6 170V171H5ZM9 170V171H8ZM20 170V171H19ZM45 170H47V172L45 171ZM52 170V171H51ZM62 172H61V171ZM70 172H69V171ZM98 170V171H97ZM116 170V171H115ZM124 170V171H123ZM141 171L142 173H139V171ZM143 170V171H142ZM232 170V171H231ZM50 171V172H49ZM58 171H60V172H58ZM64 171V172H63ZM67 171H68V173H67ZM101 171V172H100ZM109 171H110V173H109ZM126 171V172H125ZM188 171V172H187ZM193 171V172H192ZM29 172H30V174H29ZM32 172V173H31ZM38 172L40 173V176H41V174L43 173V175H42V177H38L39 176V174H38ZM46 172V173H45ZM67 174H66V173ZM72 172H74V173H72ZM112 172V173H111ZM124 174H123V173ZM137 172V173H136ZM144 172V173H143ZM217 172H218V174H217ZM229 172L231 173V175L229 174ZM6 173V174H5ZM10 173V174H9ZM13 173V174H12ZM34 173H36L35 174V177H33L34 176ZM46 175H45V174ZM51 173V174H50ZM56 173H58V174H56ZM65 173V174H64ZM72 173V174H71ZM128 173V174H127ZM130 173V174H129ZM139 173V174H138ZM172 175H171V174ZM174 173H176V174H174ZM189 173H195L194 175L195 176H197V178H198V180H201L202 181V183H203V186H202V188H199V185L197 184V181H195L194 182V180L195 179H191L192 178V176L189 174ZM257 173V174H256ZM4 174H5V176H4ZM16 174V175H15ZM23 174V175H22ZM122 174V175H121ZM142 174V175H141ZM144 174H146V175H144ZM153 174V175H152ZM10 175L11 176V178H10V176L8 177V176ZM13 175V176H12ZM15 175V176H14ZM19 175V176H18ZM27 175V176H26ZM29 175V176H28ZM54 177H52V176ZM57 175V176H56ZM103 175H105V176H103ZM112 175H113V177H112ZM114 175H117L116 176V178L118 177L119 179H116L115 178V176ZM120 175V176H119ZM123 175H126L127 177L125 178V176H123ZM139 175H141L140 177H139ZM144 175V176H143ZM156 175V176H155ZM158 175H160V176H158ZM171 177H170V176ZM175 175V176H174ZM236 175V176H235ZM46 176V177H45ZM95 176V177H94ZM103 176V177H102ZM121 176L123 177V178H121ZM142 176H143V178H142ZM147 176H148V178H147ZM186 176V177H185ZM191 176V177H190ZM235 176V177H234ZM3 177H4V179H3ZM8 177V178H7ZM14 177H16V178H14ZM22 179H21V178ZM24 177V178H23ZM27 177V178H26ZM58 177V179H56ZM110 177V178H109ZM112 177V178H111ZM132 177V178H131ZM137 177L138 179H136V182L139 180V182L138 183H136L135 182V178ZM151 179H150V178ZM163 177V178H162ZM168 177V178H167ZM172 177H174V178H172ZM176 177V178H175ZM181 177V178H180ZM185 177V178H184ZM47 178V179H46ZM48 178H51L50 180H48ZM53 178V179H52ZM96 180H95V179ZM109 178V179H108ZM125 178V179H124ZM128 178V179H127ZM152 178H155L154 180L152 179ZM157 178V179H156ZM170 178H172L171 180L173 181V179L174 180H176V181H170ZM180 178V179H179ZM187 178V179H186ZM205 178V179H204ZM7 179V180H6ZM15 179V180H14ZM24 179L27 181V183H26V181H24ZM29 179H30V182H29ZM65 179V180H64ZM132 179H134V180H132ZM146 179V180H145ZM148 179V180H147ZM166 179H168V180H166ZM178 179V180H177ZM207 179V180H206ZM234 179V180H233ZM10 182H9V181ZM19 180V181H18ZM43 180V181H42ZM46 180H48L49 181V183L46 181ZM100 182H99V181ZM109 180V183L107 182ZM121 180H122V182H121ZM126 180V181H125ZM155 180H157L156 182H154ZM161 180V181H160ZM180 180H181V183H180ZM186 180V181H185ZM191 180H193V181H191ZM211 180V181H210ZM5 181V182H4ZM15 181V182H14ZM22 182V185H21V182ZM45 181V182H44ZM58 181V182H57ZM60 181V182H59ZM64 181V182H63ZM96 181H98V183L96 182ZM103 181V182H102ZM125 181V183L123 184V182ZM153 181V182H152ZM160 181V182H159ZM169 181V182H168ZM192 183H191V182ZM205 181V182H204ZM246 181V182H245ZM248 181V182H247ZM9 182V183H8ZM18 182V183H17ZM20 182V183H19ZM24 182V183H23ZM34 182V183H33ZM38 182H40V183H38ZM42 182V183H41ZM61 182H63V183H61ZM130 182L133 184V186L132 185H130ZM144 182V183H143ZM147 182V183H146ZM151 182V183H150ZM163 182V183H162ZM165 182V183H164ZM175 182H176V184H175ZM179 182V183H178ZM212 182V183H211ZM257 182V183H256ZM260 182V183H259ZM31 183V184H30ZM59 183H60V185H59ZM107 183V184H106ZM142 183L144 184V186L142 185ZM150 183V184H149ZM190 183V184H189ZM207 185H206V184ZM235 183V184H234ZM254 183V184H253ZM11 184V185H10ZM13 184H15V185H13ZM25 184V185H24ZM28 186H27V185ZM32 184H33V186H32ZM42 184V186H40ZM63 184V185H62ZM68 186H67V185ZM71 184V185H70ZM74 184V185H73ZM107 186H106V185ZM123 184V185H122ZM139 184V185H138ZM164 184V185H163ZM170 184V185H169ZM172 184V185H171ZM181 184V185H180ZM184 186H183V185ZM253 184V185H252ZM13 185V186H12ZM54 185V186H53ZM57 186V188L59 189V188H61V189H59V190H57V188H56V186ZM64 187H62V186ZM65 185V186H64ZM117 187H116V186ZM127 185H128V187H127ZM147 187H146V186ZM156 185H158V187H156V189L158 190H161V191H157V193H156V189H155V187L154 186H156ZM225 185V186H224ZM8 186V187H7ZM16 186H17V189H16ZM39 186L41 187V188H39ZM130 186V187H129ZM150 186H153V187H150V189H149V187ZM172 186V187H171ZM185 186H187V187H185ZM214 186V187H213ZM3 187H5V190L3 189ZM12 189H11V188ZM39 188V189H37V188ZM53 187V188H52ZM69 187H72V188H69ZM96 188V189H93V188ZM112 187H114V188H112ZM122 187V188H121ZM136 187H137V189H136ZM141 187V188H140ZM143 187V188H142ZM175 187V188H174ZM251 187V188H250ZM7 188V189H6ZM25 188V189H24ZM31 188V189H33L34 191H32L31 189V192H30V190L29 189ZM36 190H35V189ZM66 188V189H65ZM67 188H69L68 190H67ZM119 188V189H118ZM139 188V189H138ZM179 188V189H178ZM199 188V189H198ZM244 188V189H243ZM250 188V189H249ZM4 191H6L7 190V192H4ZM14 190V191H11V190ZM21 189V190H20ZM51 189V190H50ZM65 191H64V190ZM75 189V190H74ZM112 189V190H111ZM123 190V192H122V190ZM141 189V190H140ZM146 189H148V190H146ZM153 189V190H152ZM155 189V190H154ZM183 189H184V191H183ZM190 189H192V190H190ZM194 189V190H193ZM219 189V190H218ZM11 191V193H10V191ZM20 190V191H19ZM38 190V191H37ZM46 190V191H47ZM60 190H62V191H60ZM97 190V191H96ZM119 190V191H118ZM131 190V191H130ZM137 190V191H136ZM143 190V191H142ZM147 192H149V193H147ZM170 190V191H169ZM180 190V191H179ZM182 190V191H181ZM196 190L198 191V192H196ZM201 190L205 193V196H208L209 198H207V197H205L202 201H204V202H202L201 200H199L196 196V194H198V193H200L201 192ZM207 190V191H206ZM9 191V192H8ZM16 191H17V194L19 195V199L21 200H18V198H17V196H16ZM22 192V193H19V192ZM28 191V192H27ZM35 191H36V193H35ZM47 191V192H48ZM52 191V192H53ZM68 191V192H67ZM94 191H95V193H94ZM105 191V192H104ZM109 191V192H108ZM112 192V194H110L111 192ZM114 191H115V193L116 194H114ZM117 191V192H116ZM145 191V192H144ZM151 191V192H150ZM163 191V192H162ZM173 191V194L171 193ZM176 192V194H174L175 192ZM187 191H188V193H187ZM192 191V192H191ZM195 191V192H194ZM250 191H251V193H250ZM4 192V193H3ZM33 192V193H32ZM92 192L94 193V194H92ZM100 192V193H99ZM104 192V193H103ZM134 194H133V193ZM136 192V193H135ZM152 192H154V193H152ZM160 192V193H159ZM170 192V193H169ZM181 192V193H180ZM183 192V193H182ZM191 192V193H190ZM3 193V194H2ZM5 193H7V194H5ZM25 193H30V195H26ZM36 195H35V194ZM70 193H72L71 195H70ZM83 193V194H82ZM101 193H103V194H101ZM109 193V194H108ZM123 193H126L125 195L123 194ZM135 195L136 194V198L132 195ZM137 193H139V194H137ZM144 193H145V195L146 194H149L148 196H146V198L144 197L145 195H144ZM151 193H152V195H151ZM163 193V194H162ZM166 193V194H165ZM169 193V194H168ZM179 193V194H178ZM186 193V198H185V196H184V194ZM194 195H193V194ZM207 193L209 194V195H207ZM250 193V194H249ZM20 194L21 195H26V197H23V198H25L26 199V201L28 200H30L28 203L25 201V199H23L22 197H20ZM31 194H32V197H31ZM67 194H68V196H67ZM100 194V195H99ZM127 194H128V196H127ZM142 194V195H141ZM154 194L155 195H158V196H154ZM171 194V196L172 197H168L169 195ZM180 194H183V195H180ZM188 194V195H187ZM190 194H192L193 196H190ZM33 195H35V197H33ZM90 195V196H89ZM117 195H118V197H117ZM121 197H120V196ZM124 195V196H123ZM132 197H131V196ZM140 196L139 198L137 197V196ZM151 195V196H150ZM168 195V196H167ZM176 195V196H175ZM196 195V196H195ZM70 196V197H69ZM71 196H73L72 197V199H71ZM76 196L78 197L77 199H76ZM81 196L83 197V198H81ZM97 196V197H96ZM107 196H109V197H107ZM114 196V197H113ZM116 196V197H115ZM145 198V200H144V198ZM149 196H150V201H148V199H147V197L149 198ZM161 197V199H159L160 197ZM182 196V197H181ZM195 196V197H194ZM30 197V198H29ZM113 197V198H112ZM128 197V198H127ZM151 197H152V199H151ZM165 197H168V198H165ZM188 197H189V199H188ZM192 197V198H191ZM215 197V198H214ZM31 198H33V199H31ZM117 200V201H114L115 199ZM126 198V199H125ZM142 199V201H141V199ZM154 198H156L155 199V201H153L154 200ZM169 198H175V199H177V200H175L173 203H170V201H169ZM185 199V201H184V199L183 200H181V199ZM191 198V199H190ZM217 198V199H216ZM9 199V200H8ZM82 199H84V200H82ZM88 201H87V200ZM102 199H104V200H102ZM106 199V200H105ZM108 199H110L111 201H112V205L110 204V200H108ZM138 199H140V200H138ZM159 199V200H158ZM179 199V200H178ZM208 199V200H207ZM219 199H221V202H219V201H217V200H219ZM10 200H13L12 202L10 201ZM18 200V201H17ZM108 200V201H107ZM129 200H130V202H129ZM131 200H132V202H131ZM133 200H135V201H139V202H137V205H136V202H134ZM144 200V201H143ZM166 201V203H164L165 201ZM207 200V201H206ZM73 201V202H72ZM84 201V202H83ZM104 201L108 204V202H109V204H110V206L109 205H107V206H105L106 204L104 203ZM146 201H148L147 203H146ZM160 201V202H159ZM163 201V202H162ZM169 201V202H168ZM178 201V202H177ZM182 201V202H181ZM206 201V202H205ZM217 201V202H216ZM12 204H10V203ZM21 202H23V203H21ZM80 202V203H79ZM83 202V203H82ZM97 202H98V204H97ZM120 202V203H119ZM142 202H143V204H142ZM26 203V204H25ZM76 203H77V205H76ZM100 203V204H99ZM102 203H103V205L105 206H103L102 207ZM121 203H123V204H121ZM158 203L161 205H165V207H163L162 205L160 206V208H159V205H158ZM169 203H170V205L171 206H169L168 207V205H169ZM251 203V204H250ZM15 204V205H14ZM17 204V205H16ZM22 204V205H21ZM73 204V205H72ZM168 204V205H167ZM172 204H174V205H172ZM178 204V205H177ZM230 204V205H229ZM14 205V206H13ZM19 205V206H18ZM75 205V206H74ZM98 205V206H97ZM127 205V206H126ZM148 205V206H147ZM193 205V206H192ZM9 206H11V207H9ZM12 206H13V208H12ZM16 206V207H15ZM21 206V207H20ZM30 206V207H29ZM71 206V207H70ZM77 206V207H76ZM113 206H115V208H113ZM124 206H126L125 208L128 210V212H126L127 210L124 208ZM128 206H130V207H128ZM228 206V207H227ZM3 207H4V209H5V211H4V209H3ZM7 207H9L8 209H7ZM26 207V208H25ZM29 207V208H28ZM69 209H68V208ZM97 207V208H96ZM100 207V208H99ZM132 207V208H131ZM142 207V208H141ZM161 207H163V208H161ZM228 208V211L226 210L227 208ZM231 207V208H230ZM12 208V209H11ZM19 208V209H18ZM102 208V209H101ZM104 208V209H103ZM112 208V209H111ZM133 208L135 209V210H133ZM145 208H146V211H145ZM159 208V209H158ZM223 208V209H222ZM1 209H3V210H1ZM24 209V210H23ZM26 209V210H25ZM28 209V210H27ZM30 209H33L32 211H30ZM34 209H37L36 211H34ZM71 209V210H70ZM121 209H123V212H122V210ZM131 209H132V211H131ZM140 209V211H138ZM155 209V210H154ZM161 209V210H160ZM225 209V210H224ZM235 209V210H234ZM8 210V211H7ZM10 210H16V211H14V213L16 214H14L12 211H10ZM18 210V211H17ZM21 210V211H20ZM91 210V211H90ZM97 210V211H96ZM113 210V211H112ZM121 210V211H120ZM130 210V211H129ZM196 210V211H195ZM202 210V211H201ZM220 210V211H219ZM10 211V213H8ZM19 211L23 214V213H25V214H21V213H19ZM77 211V213H75V212ZM86 211H89V212H92V213H88L87 214V212ZM124 211H125V213H124ZM162 213V215H161V213ZM177 211H176V213H177ZM181 211V212H180ZM185 211H187V212H185ZM193 211H195V212H193ZM198 211V212H197ZM225 211V212H224ZM227 211V212H226ZM229 211H234V212H236V213H239V212H241L242 214H244V215H247L248 217H250V218H252L253 219V217H254V220L255 221H257V223L259 224V234L257 235V237H255L254 238V240L252 241V242H250V243H244L245 242V238H241V235H240V238H239V235H238V233H236V232H229V231H227V230H225V229H223L224 227H222V226H225V227H227V226H229L231 223H232V219L228 216V212ZM17 212V213H16ZM30 212H32V213H30ZM39 212V213H38ZM98 212V213H97ZM118 212H119V214H118ZM123 214H122V213ZM132 212V215L130 214ZM157 212V213H156ZM158 212H159V214H158ZM204 212V213H203ZM219 212V213H218ZM5 213V214H4ZM7 213L8 214H10V215H7ZM58 213V214H57ZM68 213V214H67ZM72 213V214H71ZM101 213V215H99ZM114 213H115V215L117 214L118 216L121 214V216H115L114 215ZM128 213V214H127ZM138 213V214H137ZM222 213V214H221ZM226 213V214H225ZM11 214H12V217H11ZM17 214H19V216L17 215ZM21 214V215H20ZM28 214V215H27ZM36 214L38 215V214H41V216H36ZM74 214V215H73ZM77 214V215H76ZM129 214H130V216H129ZM156 214V215H155ZM168 216H167V215ZM171 214V215H170ZM182 214V215H181ZM218 214H220V215H218ZM25 215V216H24ZM45 215V216H44ZM56 215H58V216H56ZM83 215V216H84ZM122 215H123V217H122ZM126 215H128V216H126ZM134 215V216H133ZM154 215V216H153ZM171 217H170V216ZM227 217H226V216ZM260 215V216H259ZM2 216V217H1ZM13 216H15V217H13ZM80 216V217H79ZM82 216V217H83ZM125 216V217H124ZM166 216V217H165ZM191 216V217H190ZM194 216V217H193ZM220 216V217H219ZM222 216H225V217H222ZM10 217H11V219L12 218H14V219H12V221L11 220H9V221H6V220H8V219H10ZM21 217V218H20ZM32 217H34V218H32ZM36 217H37V219H36ZM58 218L57 220L56 219H54V218ZM60 217V218H59ZM69 217V218H70ZM74 217V218H75ZM156 219H155V218ZM182 217H184V218H182ZM5 220H4V219ZM23 218V219H22ZM40 218H42L41 220L42 221H40L39 219ZM45 218V220H43ZM47 218V219H46ZM84 218V217H83ZM185 218H187V219H185ZM221 218V219H220ZM230 218V219H229ZM256 218V219H255ZM72 219V218H71ZM184 219H185V221H184ZM227 219H229L228 221H226ZM17 220V221H16ZM19 220H20V222H19ZM51 220V221H50ZM73 220V219H72ZM71 220V221H72ZM124 220V222H122V221ZM175 220H177V221H175ZM213 220V221H212ZM225 220L226 222H229V223H222V225H221V228L220 229H218L219 227H220V224H221V222H223V221ZM3 221V222H2ZM49 221V222H48ZM199 221V222H198ZM205 221H206V224H204L205 223ZM259 221V222H258ZM14 222H15V224H14ZM46 222V223H45ZM204 222V223H203ZM13 223V224H12ZM18 223H19V225H18ZM197 223H199V224H197ZM14 225V226H17L18 228H22V230H20V229H18V231H17V227H15V228H13L14 226H12V225ZM17 224V225H16ZM40 224V225H39ZM201 224H204V225H206V227L204 226L203 227V225H201ZM207 224H208V226H210V227H212L211 229H210V227H208L207 228ZM21 225V226H20ZM30 225H32V226H30ZM35 225H36V227H35ZM52 227H51V226ZM53 225H59V227H57V226H53ZM108 225V224H107ZM106 224L105 225H102L101 227H105V226H107ZM217 225H219V227H217ZM5 228H4V227ZM9 228H11V229H9ZM11 226V227H10ZM39 226V228L40 229H45L46 230V232H45V230H40L39 228L37 229V227ZM193 226H194V228H193ZM214 226H216V228L214 227ZM231 226V225H230ZM57 227V228H56ZM160 227H162V228H160ZM163 227H164V229H163ZM166 226H164V225H162V226H159L158 224L156 225V224H153V226L151 227V228H157V229H159V230H166V228H165ZM195 227L197 228V229H195ZM10 230H8V229ZM31 230H30V229ZM59 228V230L58 231H56L55 232V230L56 229H58ZM205 228V229H204ZM215 228V229H214ZM14 229V230H13ZM15 229H16V231H15ZM29 229V230H28ZM34 229H36V230H34ZM64 230V231H62V230ZM74 229H78V231L79 232H81L80 234H81V236H80V234H79V232H75V230ZM195 229V230H194ZM200 229H201V231H200ZM204 229V230H203ZM1 230H3V231H1ZM8 231L7 233H6V231ZM25 232H24V231ZM27 230V231H26ZM39 230V231H38ZM52 230V231H51ZM61 230V231H60ZM72 230V231H71ZM213 230V231H212ZM220 230H221V232H220ZM224 230V231H223ZM16 233H15V232ZM20 231H23V232H20ZM30 231H32V232H35V234L34 233H32V232H30ZM45 232V233H39V232ZM54 231V232H53ZM176 231V232H175ZM192 231H193V233H192ZM199 231V232H198ZM216 231V232H215ZM2 232V233H1ZM60 232V233H59ZM67 232V233H66ZM76 233V235H75V233ZM194 232H196V233H194ZM225 232V233H224ZM228 232V233H227ZM5 233V234H4ZM10 233V234H9ZM18 233V234H17ZM30 233H31V235H30ZM46 233L49 235V238L47 239V241L45 240H43L42 241V238L43 239H46L47 237H48V235H46ZM71 233H73L75 236H72L73 234H71ZM79 235H78V234ZM206 233H208V234H206ZM3 234V235H2ZM21 234V235H20ZM28 234V235H27ZM34 234V235H33ZM40 234V235H39ZM51 234H53L54 236H53V239L54 238H56V239H51L52 238V235ZM60 234H61V236H60ZM65 234V235H64ZM67 234H71V236H66ZM83 234V235H82ZM170 234V236L168 235V238L170 239V241L171 242H169L170 244H168L167 242H168V239L167 238H159V239H157V238H155V240H154V238H152V239H150V240H147V241H145V242H143V241H139V240H132L133 242H131V240H128V241H125V243L124 242H119V243H115V244H111V240L110 241H108V238H106V236L105 235H101V234H98L99 236L98 237H96V240L98 241V242H96L98 245H97V250H95V252L98 254V255H100L101 256V253L102 254H104L105 256H107V255H109V256H107V257H110V261H111V258H112V263L110 262V261H108V260H106V258L107 257H105V259H102L103 261H101V264H138V262L139 261H142L144 264H169L170 262L172 263L173 261L174 262H176L177 261V259L176 258H178L179 257V255L181 254V252H180V247H178L179 245H177V244H179V240L181 239L180 237H182L183 236V232L181 231V229H175V230H173L172 229V231L169 233ZM193 234V235H192ZM204 234V235H203ZM235 234V235H234ZM238 236H237V235ZM16 235H17V237H16ZM25 237H24V236ZM26 235H27V237H26ZM39 235V236H38ZM43 237H42V236ZM45 235V236H44ZM67 238V237H70V238H68V239H66V238H64V236ZM175 235V236H174ZM203 235V236H202ZM207 235H208V239H207ZM228 235H230V236H228ZM41 236V237H40ZM47 236V237H46ZM51 236V237H50ZM56 236V237H55ZM58 236H59V238H58ZM77 236V237H76ZM83 236V237H82ZM171 236H173V237H171ZM201 236H202V238H201ZM237 236V237H236ZM6 237H8V238H10L9 240L11 241V239L13 238L14 240H12L11 241V243H10V241L8 240V238H6ZM20 237H22V238H20ZM23 237H24V239H23ZM37 237H39V238H37ZM63 237V238H62ZM79 237V238H78ZM178 237V238H177ZM205 237H206V239H205ZM243 237V236H242ZM28 238H30L32 241H33V243H32V241L30 240V239H28ZM35 238V239H34ZM41 238V239H40ZM73 238V239H72ZM105 238V239H104ZM180 238V239H179ZM6 239H7V241H6ZM58 239V240H57ZM64 239V240H63ZM78 239V240H77ZM82 239V240H81ZM177 239V240H176ZM179 239V240H178ZM234 239H236V240H234ZM262 239V240H261ZM4 240V241H3ZM19 240V242H17ZM40 240V242H38ZM50 242H49V241ZM53 240V241H52ZM61 240H63V241H61ZM198 240H199V242H198ZM206 241L205 243L203 242V241ZM207 240L209 241V242H207ZM232 240V242L230 243V241ZM234 240V241H233ZM2 241V242H1ZM16 241V242H15ZM41 241H42V243H41ZM54 241H56L57 242V244L56 243H54ZM60 243H59V242ZM69 241V242H68ZM77 241V242H76ZM81 241H83V242H81ZM152 241V242H151ZM165 241V242H164ZM175 241V242H174ZM219 241V242H218ZM255 241V242H254ZM20 242H21V244H20ZM25 243V244H27L26 246L23 244V243ZM28 242V243H27ZM35 242V243H34ZM44 242H46V243H44ZM51 242H53L54 244H52ZM106 242V243H105ZM127 242V243H126ZM210 242H212V243H214V244H209L208 245V243H210ZM17 245H16V244ZM30 243V244H29ZM37 243V244H36ZM39 243V244H38ZM41 243V244H40ZM59 243V244H58ZM73 243V244H72ZM79 243V244H78ZM85 245H84V244ZM107 243H108V245H107ZM165 243V244H164ZM173 243V244H172ZM9 244V245H8ZM18 244H20L19 246H18ZM31 244H33V246H35V247H33ZM36 244V245H35ZM46 244V245H45ZM49 244H51V246H53V247H51ZM56 244V245H55ZM81 244V245H80ZM94 244H95V242H94ZM105 244V245H104ZM111 244V246H109ZM171 244H172V246H171ZM205 244H207V245H205ZM215 244H217V245H215ZM233 245V246H235L236 245V247H239V251L240 252H238V253H236L234 250H231L230 249V247H231V245ZM15 245V246H14ZM31 245V246H30ZM45 247H44V246ZM49 245V246H48ZM54 245H55V247H54ZM112 245H114L113 247H112ZM121 245V246H120ZM166 245V246H165ZM168 245V246H167ZM177 245V246H176ZM24 246V247H23ZM37 246V247H36ZM44 247V249L48 246L49 248H46L45 250L43 249H39L38 247ZM82 246V247H83ZM117 246V247H116ZM170 246V247H169ZM228 246V247H227ZM10 247V248H9ZM20 247V248H19ZM28 247V248H27ZM107 247H108V249H107ZM109 247H110V249H109ZM169 247V248H168ZM221 247V248H220ZM244 247V248H243ZM34 250H32V249ZM51 248V249H50ZM98 248H100V249H98ZM112 248V249H111ZM174 248H178L177 250L176 249H174ZM219 248H220V250H219ZM227 249V250H225V249ZM243 248V249H242ZM18 249H20V250H18ZM24 249V250H23ZM27 249H28V251H27ZM38 249V250H37ZM50 249V250H49ZM103 249V250H102ZM107 249V250H106ZM113 249H114V251H113ZM230 249V250H229ZM11 250V251H10ZM22 250V251H21ZM29 250H32V251H30V253H29ZM106 250V251H105ZM108 250H110L109 252H108ZM118 252H117V251ZM222 250V251H221ZM10 251V252H9ZM17 251L18 252H20V253H17ZM27 251V252H26ZM46 251V252H45ZM99 251V252H98ZM100 251H102V252H100ZM113 251V252H112ZM198 251V252H199ZM212 251V252H211ZM225 251H228V253L229 254H224V255H222L223 254V252L224 253H227V252H225ZM26 254H25V253ZM56 252V251H55ZM106 252H108V253H106ZM115 252V253H114ZM148 252V253H147ZM218 252V253H217ZM235 252L237 255H234L233 253ZM2 253V254H1ZM4 253V254H3ZM12 253H14V254H16V255H13ZM22 253H24V254H22ZM29 253V254H28ZM44 253H46L47 255H45ZM59 253V254H58ZM117 253V254H116ZM119 253V254H118ZM173 253V254H172ZM176 253V254H175ZM216 253V254H215ZM231 253V254H230ZM240 253V254H239ZM7 254V255H6ZM11 254V255H10ZM18 254V255H17ZM20 254V255H19ZM51 256H50V255ZM151 254V255H150ZM220 254V255H219ZM14 257H13V256ZM21 255H23V256H21ZM25 255H27L26 256V258L24 257ZM117 255V256H116ZM129 255V256H128ZM175 255H177V256H175ZM227 255H229V256H227ZM16 256V257H15ZM19 256H21V257H19ZM49 256V257H48ZM139 256V257H138ZM223 256V257H222ZM231 256H234L233 258H234V260H233V258L231 257ZM239 258H238V257ZM7 257L9 258L8 260H7ZM11 257V258H10ZM21 258L20 259V261H19V259L18 258ZM24 257V258H23ZM53 257V258H52ZM55 257H57V259L55 258ZM65 257V258H64ZM118 257V258H117ZM157 257V258H156ZM222 259H221V258ZM225 257H227V258H225ZM228 257H230V258H228ZM15 258V260H13ZM17 258V259H16ZM50 258H51V260H50ZM117 258V259H116ZM121 258V259H120ZM143 258H144V260L145 259H147V258H153V260H152V262H146V260L144 261L143 260ZM154 258H156V259H154ZM163 260H162V259ZM219 258H220V260H221V262H220V260H219ZM237 258V259H236ZM3 259V260H2ZM66 259V260H65ZM114 259V260H113ZM129 259H130V261H129ZM135 259V260H134ZM139 259V260H138ZM142 259V260H141ZM171 259V260H170ZM173 259H175V260H173ZM235 259H236V261H235ZM16 260H18L19 261V263H18V261H16ZM34 260H35V262H34ZM49 260V261H48ZM53 260V261H52ZM138 260V261H137ZM159 260V261H158ZM160 260H161V262H160ZM167 260H169L170 262H168ZM27 261H28V263H27ZM30 261V262H29ZM33 261V262H32ZM68 261V262H67ZM107 261V262H106ZM116 261V262H115ZM155 261V262H154ZM228 261V263H230ZM23 262V263H22ZM62 262V263H61ZM115 262V263H114ZM135 262V263H134ZM137 262V263H136ZM213 262V263H212ZM218 262V263H217ZM220 262V263H219ZM53 263V264H54ZM141 262H139V264H140ZM143 263H141V264H143ZM170 263V264H171ZM2 264V263H1ZM99 264V263H98ZM173 264V263H172ZM225 264V263H224Z\"/></svg>",
  "mask_w": 264,
  "mask_h": 264
},
{
  "label": "bare ground",
  "instance_id": "2",
  "mask_svg": "<svg viewBox=\"0 0 264 264\" xmlns=\"http://www.w3.org/2000/svg\"><path fill=\"white\" fill-rule=\"evenodd\" d=\"M19 1H21V0H0V85H1V83H2V86H3V83H7V82H10V81H12V80H14V79H21V80H23L24 82H28V81H31L30 79H32L31 78V75L33 74V70H36L37 68H44V67H51V68H53L55 71H58L59 69L61 70L62 68H64L65 67V62H66V60H64L65 58H67V57H65V58H63V56H68V55H70V54H74V52L78 49V48H82V45H84L85 43H84V36H83V34L82 33H80V28H79V26L76 24H74L73 22H71V21H69V22H62V21H60V22H56V23H54V21H52L53 23L51 24L50 23V25H44V24H41V23H34V21L32 22L30 19H28V18H26V17H24V18H26V19H24L23 17L22 18H20V19H18V17H16V20H14L13 18H12V20L11 21H9V18H8V20L7 19H5V16H6V13L7 12H5L6 11V9L7 8H10L11 6H15V4L17 3V2H19ZM22 1H25V3H27V2H29L30 0H22ZM21 1V2H22ZM32 1V0H31ZM41 1V0H40ZM44 1V0H43ZM42 1V2H43ZM46 1V0H45ZM156 1V0H155ZM202 1V0H201ZM230 1V0H229ZM237 1V0H236ZM244 1V0H243ZM259 0H247V4H249V6H248V9H249V11H259V12H263L264 13V1L262 2V4H257V2H258ZM34 2V1H33ZM141 2V1H140ZM196 2V1H195ZM227 2H228V0H227ZM238 2H239V0H238ZM23 3V2H22ZM40 3V2H39ZM202 3V2H201ZM19 4H20V2H19ZM19 4H18V6H16V7H13V8H15V9H13L12 7H11V9L13 10L12 12H13V15L14 14H16V13H18L19 14ZM24 4V3H23ZM53 4V3H52ZM204 4V3H203ZM223 4H225L226 5V3L224 2ZM21 5V4H20ZM29 5V3L27 4V6ZM31 5V4H30ZM30 5L28 6L29 8H30ZM218 5V4H217ZM224 5V6H225ZM235 5V4H234ZM24 6H26V5H23V7ZM49 6V5H48ZM47 6V7H48ZM202 6V5H201ZM232 6V5H231ZM236 6V5H235ZM238 6V5H237ZM51 7V6H50ZM57 7V6H56ZM194 7V6H193ZM212 7V6H211ZM21 10H22V5H21ZM229 8V7H228ZM16 9H19L18 11L16 10ZM24 9H26V8H24ZM23 9V10H24ZM31 9V8H30ZM30 9H28V10H30ZM34 9V8H33ZM51 9V8H50ZM54 9V8H53ZM206 9H208V8H206ZM232 9H234V7L232 8ZM35 10V9H34ZM33 10V11H34ZM52 10V9H51ZM205 10V9H204ZM231 10V9H230ZM242 11H243V9H241ZM17 11V12H16ZM249 11H248V13H249ZM10 12V11H9ZM16 12V13H15ZM26 12H27V10H26ZM36 12V11H35ZM46 12V11H45ZM164 12H165V10H164ZM203 12V11H202ZM245 12H247V11H245ZM256 12V13H257ZM22 13V12H21ZM28 13V12H27ZM39 13V12H38ZM209 13H211V12H209ZM17 14V15H18ZM31 14V13H30ZM206 14H208V13H206ZM205 14V15H206ZM237 14H239V13H237ZM260 14H262V13H260ZM11 15H12V13H11ZM16 15V16H17ZM20 15V14H19ZM36 15V14H35ZM204 15V16H205ZM208 15H210L209 16V18L210 17H212V15H213V13L212 14H208ZM207 15V16H208ZM254 15H257V14H253V16ZM24 16V15H23ZM42 16V15H41ZM154 16V15H153ZM157 16V15H156ZM203 16V15H202ZM203 16V17H204ZM206 16V17H207ZM215 16V15H214ZM258 16V15H257ZM259 16H262V15H259ZM258 16V17H259ZM7 17H9V16H7ZM11 17V16H10ZM32 17H33V15H32ZM31 17V18H32ZM216 18H217V16H215ZM240 17V16H239ZM256 17V16H255ZM257 17V18H258ZM48 18V17H47ZM68 18V17H67ZM152 18V17H151ZM154 18H155V16H154ZM159 18V17H158ZM214 18V17H213ZM216 18H215V21H216ZM220 18V17H219ZM251 18V17H250ZM18 19V20H17ZM33 19V18H32ZM43 19H46L45 17L43 18ZM70 19V18H69ZM162 19V18H161ZM187 19V18H186ZM185 19V20H186ZM200 19V18H199ZM218 19V18H217ZM232 19H234V18H232ZM236 19V18H235ZM67 20V19H66ZM73 20H75V19H73ZM197 20H198V18H197ZM204 20V19H203ZM219 20V19H218ZM220 20H221V18H220ZM252 20V19H251ZM57 21V20H56ZM59 21V20H58ZM149 21V20H148ZM195 21V20H194ZM225 21V20H224ZM253 21V20H252ZM261 21H263L262 19H261ZM35 22H38V21H36L35 20ZM77 22V21H76ZM157 22V21H156ZM155 22V23H156ZM236 22H237V20H236ZM240 22V21H239ZM239 22H238V24H239ZM160 23V22H159ZM173 23V22H172ZM213 23V22H212ZM225 23V22H224ZM227 23H230V22H227ZM232 23V22H231ZM262 23H264V22H262ZM157 24V23H156ZM161 24V23H160ZM233 24V23H232ZM259 24H261V22L259 23ZM81 25V24H80ZM107 25V24H106ZM150 27H151V25H153V22H150ZM225 25V24H224ZM223 25V26H224ZM229 25V24H228ZM251 25H252V23H251ZM253 25H254V23H253ZM252 25V27H254ZM23 26V27H22ZM84 26V25H83ZM110 26V25H109ZM214 26V25H213ZM227 26V25H226ZM233 26H235V25H233ZM256 26V25H255ZM165 27V26H164ZM204 27V26H203ZM207 27V26H206ZM205 27V28H206ZM212 27V26H211ZM215 27V26H214ZM217 27V26H216ZM225 27V26H224ZM258 27V26H257ZM20 28V29H19ZM106 28L108 29V27L106 26ZM112 28V27H111ZM208 28H209V26H208ZM218 28V27H217ZM217 28H215V30L217 29ZM225 28H228V26L227 27H225ZM225 28H224V30H225ZM229 28H230V26H229ZM228 28V29H229ZM236 28V27H235ZM240 28V27H239ZM260 28H262V27H260ZM22 29V30H21ZM157 29V28H156ZM167 29V28H166ZM207 29V28H206ZM219 29V28H218ZM231 29V28H230ZM229 29V30H230ZM241 29V28H240ZM263 30H264V28H262ZM262 29H260V31H262ZM158 30H159V28H158ZM176 30V29H175ZM178 30V29H177ZM208 30V29H207ZM228 30V31H229ZM242 30V29H241ZM244 31L246 30V29H243ZM255 30V29H254ZM256 30H258L257 28H256ZM255 30V31H256ZM19 32V34H20V38H18L17 36H16V39H14L13 38V40H11V41H8V34H10V35H13L15 32ZM172 31V30H171ZM180 31V30H179ZM217 31H221V29H219V30H217ZM217 31H214V33L215 32H217ZM232 31H233V29H232ZM236 31V30H235ZM250 30H248V32H249ZM16 32V33H17ZM158 32V31H157ZM181 32V31H180ZM224 32V31H223ZM222 32V33H223ZM227 32V31H226ZM226 32H224L225 34L223 35V36H221V37H223V39H224V41L223 42H226V45H227V50H230V53H232V54H234L233 56H237V55H239V56H241L240 54H242V53H245V52H250V51H253L254 49H258L259 50V52H261V53H264V45H262L261 44V39H258V37H257V40L256 41H247L246 40V43H244L243 41V43H239V41L238 42H236V41H234L233 40V38L231 37V36H233V35H229V34H226ZM231 32V31H230ZM237 32V31H236ZM240 32V35H241V33L243 32V31H239ZM263 32V31H262ZM165 33V32H164ZM179 33V32H178ZM221 33V32H220ZM259 33V32H258ZM166 34V33H165ZM216 34V33H215ZM246 34H248V33H245L244 32V35L246 36ZM249 34H250V32H249ZM261 34V33H260ZM18 35V34H17ZM99 35V34H98ZM161 35V34H160ZM167 35V34H166ZM179 35V34H178ZM178 35H176V36H178ZM183 35H185V34H183ZM191 35V33L190 32H188L187 33V35L186 36H190ZM201 35V34H200ZM239 35V34H238ZM256 35H258L257 33H256ZM264 35V34H263ZM118 36V35H117ZM182 36V35H181ZM215 36V35H214ZM218 36V35H217ZM242 36H243V34H242ZM249 36V35H248ZM247 36V37H248ZM253 36V35H252ZM162 37V36H161ZM184 37V36H183ZM191 37H193V36H191ZM200 37V36H199ZM8 38V39H7ZM168 38H170V37H168ZM168 38H166V39H168ZM178 38V37H177ZM182 38V37H181ZM197 38V37H196ZM217 38V37H216ZM246 38V37H245ZM86 39V38H85ZM164 39V38H163ZM172 39V38H171ZM179 39H180V37H179ZM178 39V40H179ZM182 39H185V37L184 38H182ZM189 39H191V38H189ZM10 40V39H9ZM97 40V39H96ZM173 40V39H172ZM193 40V39H192ZM263 38H262V42H263ZM147 41V40H146ZM186 41H187V39H186ZM219 41H221L220 39H219ZM179 42H181L180 40H179ZM189 42H191V44H192V42L194 43V41H189ZM205 42V41H204ZM222 42V43H223ZM137 43V42H136ZM184 43V42H183ZM198 46L200 45L199 44V42H195ZM194 43V44H195ZM149 44V43H148ZM177 44V43H176ZM175 44V45H176ZM181 45H183L182 43H180ZM190 44V43H189ZM202 44H204V43H202ZM91 45V44H90ZM96 45V44H95ZM205 45V44H204ZM203 45V46H204ZM97 46V45H96ZM110 46V45H109ZM172 46V45H171ZM194 46V45H193ZM201 46V45H200ZM208 46V45H207ZM225 46V45H224ZM89 47V46H88ZM87 47V48H88ZM93 47V46H92ZM97 47H99V45L97 46ZM96 47V48H97ZM107 47V46H106ZM169 47V46H168ZM180 47V46H179ZM197 47V46H196ZM206 47V46H205ZM94 48V47H93ZM92 48V49H93ZM100 48V47H99ZM177 48V47H176ZM189 48H191V47H189ZM197 48H199V47H197ZM201 48H202V46H201ZM201 48H199V49H197L198 51H199V53L196 51V53H198V54H200V55H203V53H205V52H203L202 51V49ZM207 48V47H206ZM85 49V48H84ZM182 50H183V48H181ZM205 49V48H204ZM82 50V49H81ZM100 50V49H99ZM98 50V51H99ZM105 50H106V48H105ZM134 50V49H133ZM170 50V49H169ZM178 50V49H177ZM181 50V51H182ZM186 50H188V45H187V48H186ZM194 50V49H193ZM196 50V49H195ZM226 50V51H227ZM258 50H257V53L259 54V52H258ZM87 51V50H86ZM135 51V50H134ZM180 51V52H181ZM189 51V53H190V51L191 50H188ZM207 51V50H206ZM79 52V51H78ZM85 52V51H84ZM89 52H91L90 51V49H89ZM101 52V51H100ZM179 52V51H178ZM184 51H182V53H183ZM254 52V51H253ZM86 53V52H85ZM97 53V52H96ZM96 53H88V51H87V54H84L83 56H82V53L80 54L81 55V57L80 58H78L77 60H78V65L80 66V68H81V70H80V74H82V75H84V74H86L87 73V75H88V70L89 69H91L92 68V66L93 65H95V63H98V64H101L102 63V61H101V59L100 58H98V56H97V54ZM138 53V52H137ZM192 53V52H191ZM206 53H208V52H206ZM66 54H68V55H66ZM178 54H180V53H178ZM247 54V53H246ZM254 54V53H253ZM139 55V54H138ZM175 55H176V53H175ZM175 55H173V57L175 56ZM213 55V54H212ZM227 55H231V54H227ZM245 55V54H244ZM256 55V54H255ZM73 56V55H72ZM71 56V57H72ZM78 56V55H77ZM76 56V57H77ZM114 56V55H113ZM141 56V55H140ZM144 56V55H143ZM158 56V55H157ZM165 56V55H164ZM179 56V55H178ZM181 56H182V54H181ZM184 56H186V55H184ZM195 56H196V54H195ZM210 56V55H209ZM208 56V57H209ZM215 56H220L219 54L218 55H214V57ZM248 56V55H247ZM261 56V55H260ZM146 57V56H145ZM145 57H144V59H145ZM172 56H168V58H171ZM187 57V56H186ZM190 57V56H189ZM208 57H202V59H201V61H200V59H199V61H200V63H196L195 64V66L193 65H191L192 67H189V66H187V65H184V63L182 62H179L178 64H175L176 65V68H175V66H174V69H170L171 71H166V72H161V73H159V74H155L154 73V76H156V77H163V76H165V77H167L168 79H174V78H179V79H181L182 78V82H181V85L179 86V88L177 87V89H175V88H171V87H168V86H170V85H168L167 87H165V88H159V87H154L153 85V87L151 86H149V85H147V84H145L144 83V81H142L141 79V75L142 74H138V75H140V76H138V75H136V73H135V75L133 76V78L131 79V77H132V75H131V77H129L130 78V80L129 81H127V79H126V81L127 82H125V83H123V84H118L119 86H118V88L117 87H111V85L109 84V85H107V83L108 82H106V80H105V85H104V87L103 88H101V90H99V92L103 95V96H111L112 95V93H116L118 96H120V97H122L123 99H125V98H129L128 99V101H134V103L136 104H141V106L143 105V106H146L145 108H147V107H149L150 109L151 108H153V109H155L156 111H157V113H160L159 115H161V117H162V114H168V115H172L174 118H175V121L177 122V124L179 125V132L180 133H182L183 135L182 136H187V134H189L190 133V131H192V132H194V131H196L195 129H197V132H196V137H197V140H199V141H201L200 142V146L203 148V147H207V149H208V147H209V145L210 144H212V142H215V141H213V139L211 140V138H213L214 136H216V139H217V141L219 140H225V141H228V142H232V143H238V145H237V151H238V153L239 154H241V155H245L244 157H246V158H261V157H264V152H263V150H261V151H258L257 150V148L258 147H254L255 149H254V151L253 150H251L250 149V147L251 146H253V145H258L257 143H260V144H262L261 146H264V127H262V125H261V129H257L256 131H253V133L251 132H246V130H245V136L242 138L243 140L241 141H239V142H236L235 141V139H234V136H231L229 133V135H227V133H225V131H226V129H225V131H223L224 133H225V135L226 136H224V137H221V130L223 129V128H225V127H227L228 125L227 124H229V123H227L226 124V122L229 120L228 118H230V116L231 117H233L234 115H236V114H238V113H236V111L234 110V109H232L231 107H233V105L230 107V106H228L230 103H228V105H225L221 110H217V108H216V110L219 112V113H217V111H214L213 110V108L211 109V105L210 104H207L206 102L204 103V102H202V103H204V104H202V103H200V102H198L197 100H195V101H197V103H193L192 101L194 100V98L196 97V96H198V95H202V93L204 94L205 93V97H206V94L208 93V91H209V89H210V87L212 86V85H215V84H217L218 82H225V83H227V84H231L232 82H228V80H231V81H233V85H234V88H235V90L238 92V93H241V94H245L244 95V99L242 98V96L241 95H238L239 97L241 96V99H243L242 101L240 100V103H242L243 104V106L244 107H246L247 109L246 110H249V112L251 113V114H263V117H264V64L261 66V69H259L258 68V70H254L253 72H252V70L250 71V72H246V70H245V68H243L244 66H243V63H241V61H240V59H238V58H233V57H226V58H224V59H222L221 57L220 58H216V59H212L211 57L210 58H208ZM256 57V56H255ZM258 57V56H257ZM111 58V57H110ZM143 58V57H142ZM146 58H148V57H146ZM149 58H151V57H149ZM153 58V57H152ZM154 58H156V57H154ZM161 58H164V57H161ZM197 58H200L199 56L197 57ZM244 58H245V56H244ZM69 59H70V57H69ZM76 59V58H75ZM116 59V58H115ZM137 60H138V58H136ZM141 59V58H140ZM165 59H167V55H166V58ZM175 59V58H174ZM243 59V58H242ZM71 60V59H70ZM72 60H74V56L72 57ZM121 60V59H120ZM160 60V59H159ZM183 60H186V59H183ZM217 60V61H216ZM69 61V60H68ZM75 61V60H74ZM74 61L72 62L71 61V64L72 63H74ZM105 61H107V60H105ZM114 60H112V65H116L117 63H115V62H113ZM135 61L136 60H134L133 62L135 63ZM161 61V60H160ZM182 61V60H181ZM192 61V60H191ZM198 61V60H197ZM196 61V62H197ZM246 61V60H245ZM248 61V60H247ZM261 62H262V60H260ZM259 61V62H260ZM70 62V61H69ZM77 62V61H76ZM167 62V61H166ZM170 62V61H169ZM169 62H167V63H169ZM243 62V61H242ZM133 63V64H134ZM139 63V62H138ZM158 62H156V64H157ZM165 63V62H164ZM171 63H176V61L175 62H171ZM195 63V62H194ZM76 64V65H77ZM155 62H154V60H152V59H150V60H148V62H144L143 63V61L142 62H140L139 64H136V66H132V68H134V70H135V72L137 71V72H142V71H144V70H149L152 66H154V67H156L155 65ZM69 65V64H68ZM102 65V64H101ZM121 65H123V64H121L120 63V65H117L118 67H122ZM168 65V64H167ZM188 65H190V64H188ZM67 66V65H66ZM117 66H115V67H117ZM124 66V65H123ZM159 66V65H158ZM162 66V65H161ZM165 66V65H164ZM256 66H258V65H256ZM70 67H71V65H70ZM78 67V66H77ZM107 67H112V66H107ZM106 67V69H108ZM131 67V66H130ZM163 67V66H162ZM260 67V66H259ZM66 69L67 68H69L68 66L67 67H65ZM73 68V67H72ZM71 68V69H72ZM76 68V67H75ZM161 68V67H160ZM170 68H172V67H170ZM248 68V67H247ZM102 69V68H101ZM105 69V68H104ZM110 69V68H109ZM122 69V68H121ZM163 69H164V67H163ZM255 69V68H254ZM257 69V68H256ZM119 70V69H118ZM154 70V69H153ZM152 70V71H153ZM159 70V69H158ZM162 70V69H161ZM174 70V71H173ZM54 71V72H55ZM102 71V70H101ZM157 71V70H156ZM54 72H52L53 74H54ZM62 73H63V71H61ZM71 72V71H70ZM104 72V71H103ZM109 72V71H108ZM112 72V71H111ZM129 72V71H128ZM148 72V71H147ZM151 72V71H150ZM35 73V72H34ZM96 73V72H95ZM117 73V72H116ZM115 73V74H116ZM143 73V72H142ZM132 74V73H131ZM51 75V74H50ZM59 75V74H58ZM61 75V74H60ZM63 75V74H62ZM69 75V74H68ZM79 75V74H78ZM91 75H93V74H90V76ZM112 75V74H111ZM110 75V76H111ZM119 75V74H118ZM126 75H128V74H126ZM122 76V74H121V77H120V79H122V77H128V76ZM146 75V74H145ZM37 76V75H36ZM57 76V75H56ZM66 76V75H65ZM64 76V77H65ZM86 76V75H85ZM99 76V75H98ZM103 76H105V75H103ZM110 76H109V78H110ZM120 76V75H119ZM118 76V77H119ZM147 76V75H146ZM150 76H152V75H150ZM46 77V76H45ZM52 77V76H51ZM63 77V78H64ZM71 77H72V75H71ZM94 77V76H93ZM92 77V78H93ZM107 77H108V75H107ZM113 77H114V79L116 80L117 78H116V76H114L113 75ZM70 78V77H69ZM83 78H85V77H83ZM97 78V77H96ZM95 78V79H96ZM99 78V77H98ZM112 78V77H111ZM141 78V79H140ZM145 78V77H144ZM149 78V77H148ZM48 79V78H47ZM79 79V78H78ZM87 80H88V77L86 78ZM90 79V78H89ZM94 79V78H93ZM100 79V78H99ZM106 79H108V78H106ZM123 79H125V78H123ZM153 79V78H152ZM163 79V78H162ZM178 79V80H179ZM54 80V79H53ZM68 80V79H67ZM70 80V79H69ZM86 80V81H87ZM102 80H104V79H102ZM111 80V79H110ZM109 80V81H110ZM144 80V79H143ZM18 81V80H17ZM58 81H59V79H58ZM61 81V80H60ZM73 81V80H72ZM78 81V80H77ZM76 81V82H77ZM82 81V80H81ZM81 81H79V82H81ZM84 81V80H83ZM91 81V80H90ZM98 81V80H97ZM116 81H118V80H116ZM120 81V80H119ZM123 81H125V80H123ZM145 81L147 82V79H145ZM151 81V80H150ZM156 81V80H155ZM159 81V80H158ZM45 82H46V80H45ZM68 82V81H67ZM75 82V83H76ZM93 82H94V80H93ZM111 83H112V81H110ZM149 82V81H148ZM152 82V81H151ZM161 82V81H160ZM160 82H158V83H160ZM13 83V82H12ZM66 83V82H65ZM69 84H70V82H68ZM72 83V82H71ZM75 83H74V86H75ZM83 83V82H82ZM95 83V82H94ZM99 83H100V81H99ZM115 83V82H114ZM117 83V82H116ZM120 83V82H119ZM23 84V83H22ZM54 84H56V83H54ZM73 84V83H72ZM93 83H91V85H92ZM171 84V83H170ZM5 85V84H4ZM36 85H38V84H36ZM48 85V84H47ZM60 85V84H59ZM62 85V84H61ZM67 85V84H66ZM102 85H103V83H102ZM102 85H100V86H102ZM107 85V86H106ZM176 85V84H175ZM222 85V84H221ZM2 86H0V88L2 87ZM69 86V85H68ZM73 86V87H74ZM89 86V85H88ZM163 86V85H162ZM231 86V85H230ZM229 86V88H231ZM17 88H19V86H16ZM47 87V86H46ZM50 87V86H49ZM58 87V86H57ZM72 87V88H73ZM79 87V86H78ZM83 87V86H82ZM164 87V86H163ZM173 87V86H172ZM213 87V86H212ZM20 88H22V87H20ZM35 88V87H34ZM55 88V87H54ZM66 88H69V87H66ZM76 88V87H75ZM81 88V87H80ZM84 88V87H83ZM91 88H93V87H91ZM90 88V89H91ZM98 88H100V87H98ZM228 88V89H229ZM50 89H53V88H50ZM63 89H65V88H63ZM70 89V88H69ZM79 89V88H78ZM86 89V88H85ZM97 89V88H96ZM20 90V89H19ZM24 90V89H23ZM40 90H41V88H40ZM68 91L67 92V94L70 92L71 93V91L72 90H68V89H65L64 91ZM88 91H89V89H87ZM227 90V89H226ZM15 91V90H14ZM18 91V90H17ZM27 91V90H26ZM25 91V92H26ZM30 91V90H29ZM54 91V90H53ZM78 91V90H77ZM80 91V90H79ZM92 91V90H91ZM235 91V92H236ZM1 92H2V90H1ZM1 92H0V94H1ZM21 92H23V91H21ZM34 92V91H33ZM32 92V93H33ZM39 92H41V91H39ZM49 92V91H48ZM85 92V91H84ZM90 92V91H89ZM98 92V91H97ZM207 92V93H206ZM210 92V91H209ZM211 92H213L212 90H211ZM220 92V91H219ZM218 92V93H219ZM226 92H228V91H226ZM19 92H17V94H18ZM29 93V92H28ZM64 93V92H63ZM82 93V92H81ZM92 93V92H91ZM232 93H233V90H232ZM15 94V93H14ZM21 94V93H20ZM40 93H38V95H39ZM77 94H79V93H77ZM99 94V93H98ZM231 93H229L228 95H230ZM25 96H27L26 94H24ZM49 95V94H48ZM59 96H60V92H59V94H58ZM61 95H62V93H61ZM64 95V94H63ZM62 95V96H63ZM74 95H76V94H74ZM73 95V96H74ZM86 95H88V92H87V94ZM93 95V94H92ZM95 95H96V93H95ZM101 95V96H102ZM237 95H236V97H235V99L232 97V99H234L235 101H237L236 100V98H238L239 99V97H237ZM3 96V95H2ZM1 96V97H2ZM15 96V95H14ZM29 96H31V95H29ZM55 97H56V94L54 95ZM62 96H60V98H62ZM89 96V95H88ZM91 96V95H90ZM94 96V95H93ZM97 96V95H96ZM100 96V95H99ZM98 96V97H99ZM210 96H211V93H210ZM215 96H217V95H215ZM234 96H235V94H234ZM39 97V96H38ZM55 97H53V98H55ZM58 97V96H57ZM114 97V96H113ZM113 97H111V98H113ZM115 97H116V95H115ZM199 97V96H198ZM209 97V96H208ZM207 97V100H205V101H209L208 98ZM212 97V96H211ZM6 98V97H5ZM47 98H49V97H46V99ZM71 98V97H70ZM69 98V101L71 100ZM76 98V97H75ZM74 98V99H75ZM84 98V97H83ZM86 98V97H85ZM95 98V97H94ZM97 98V97H96ZM95 98V99H96ZM104 98V97H103ZM102 98V99H103ZM122 98H120V100L122 99ZM2 99V98H1ZM4 99V98H3ZM8 99V98H7ZM18 99H19V96H18ZM24 99V98H23ZM45 99V101H47V100H49V99H47L46 100ZM130 99H132V100H130ZM193 99V100H192ZM201 99H203L202 97H201ZM200 99V100H201ZM212 99V98H211ZM219 99H220V97H219ZM15 100V99H14ZM28 100H30V98H28ZM38 100H41V99H38ZM62 100V99H61ZM60 100V101H61ZM67 100V98L64 100V101H66ZM81 100H83V99H81ZM89 100V99H88ZM94 99H92V101H93ZM108 100V99H107ZM109 100H110V98H109ZM112 100V99H111ZM115 100V99H114ZM116 100H117V98H116ZM119 100V99H118ZM199 100V101H200ZM204 100V99H203ZM202 100V101H203ZM233 100V101H234ZM8 101V100H7ZM20 101V100H19ZM42 101H43V99H42ZM54 101V100H53ZM59 101V100H58ZM72 101V100H71ZM70 101V102H71ZM84 101V100H83ZM99 101V100H98ZM101 101H103V100H101ZM122 101H125V100H122ZM227 101V100H226ZM15 102V101H14ZM13 102V103H14ZM23 102H24V100H23ZM29 102V101H28ZM27 102V103H28ZM38 103H41L40 101H37ZM37 102H35V103H37ZM63 102V101H62ZM79 103H80V100L78 101ZM91 102V101H90ZM94 102H95V100H94ZM105 102L106 103H108V101H106L105 100ZM119 102V101H118ZM117 102V104L119 105V103ZM230 102V101H229ZM232 102V101H231ZM238 102V101H237ZM25 103V102H24ZM23 103V105H25ZM26 103V104H27ZM32 103V102H31ZM30 103V104H31ZM34 103V104H35ZM54 103V102H53ZM58 103V102H57ZM61 103V102H60ZM73 103V102H72ZM75 103V102H74ZM74 103H73V105H74ZM86 103V102H85ZM88 103V102H87ZM102 103V102H101ZM113 103V102H112ZM111 103V104H112ZM132 103V102H131ZM200 103V104H199ZM209 103V102H208ZM213 103V102H212ZM226 103V104H227ZM233 103H235V102H233ZM3 104V103H2ZM6 104H8V102L6 103ZM15 104V103H14ZM46 103H44V105H45ZM69 104V103H68ZM103 104L105 105V103L103 102ZM103 104H102V106H103ZM110 104V103H109ZM111 104H110V107H111ZM128 104V103H127ZM134 104V105H135ZM225 104V103H224ZM223 104V105H224ZM4 105V104H3ZM11 105H13L12 103H11ZM31 105H33V104H31ZM48 105V104H47ZM46 105V106H47ZM61 105H62V103H61ZM70 105H72V104H70ZM70 105H68L69 107H70ZM238 104H236V105H234V106H237ZM0 106H1V102H0ZM7 106V105H6ZM22 105H19V107L22 109V107L23 108H25V106H22ZM28 106H30L29 104H28ZM34 106V105H33ZM33 106L31 107V108H33ZM55 106V105H54ZM59 106V105H58ZM65 106H66V104H65ZM80 106H82L81 104H80ZM86 106V105H85ZM108 106V105H107ZM128 106V105H127ZM239 106V105H238ZM240 106H241V104H240ZM17 107V106H16ZM39 107V106H38ZM38 107H36V108H38ZM52 107V106H51ZM50 107V108H51ZM61 107V106H60ZM68 107V108H69ZM72 107V106H71ZM70 107V108H71ZM75 107V106H74ZM77 107V106H76ZM105 107H106V105H105ZM131 107H132V105H131ZM216 107H218V106H216ZM222 106H220V108H221ZM35 108V109H36ZM42 108H44V106L42 107ZM41 108V109H42ZM53 108V107H52ZM55 108V107H54ZM84 108V107H83ZM134 108V107H133ZM132 108V109H133ZM3 109H5V107L3 106ZM10 109V108H9ZM8 109V110H9ZM16 109V108H15ZM29 109V108H28ZM39 110H40V107L38 108ZM46 109H48V107L46 108ZM60 109V108H59ZM66 109V108H65ZM72 109V108H71ZM78 109V108H77ZM86 109V108H85ZM91 110H92V107L90 108ZM108 109H111V108H108ZM113 109V108H112ZM116 109V108H115ZM127 109H129L130 110V107L129 108H127ZM219 109V108H218ZM7 110V109H6ZM18 110H20V109H17V111ZM27 110V107H26V109H25V111ZM30 110V109H29ZM34 109H32V110H30V111H33ZM43 110V109H42ZM45 110V109H44ZM55 110V112H56V108L54 109ZM64 110V109H63ZM67 110V109H66ZM74 110H76V109H74ZM97 110V109H96ZM95 110V111H96ZM103 110H104V107H103ZM105 110H107V108L105 109ZM104 110V111H105ZM114 110V109H113ZM120 110V109H119ZM118 110V111H119ZM125 110L126 109H124V112H125ZM136 110V109H135ZM135 110H131L132 112H128V114H129V117H127V120H125L126 118H123L122 119V117L119 119V120H117V121H121V120H123L124 122H115V123H112L111 124V126L110 125H108V128H109V136L108 137H106L105 138V136L103 137L104 139L102 140V142H99L98 140H97V137H99V136H95V131L99 128V125H101L100 123L99 124H94L93 122H94V120H90L89 122H91V121H93V122H91V123H89V122H86V123H83V124H77L76 122H74V123H76V124H71L70 122H69V124H71V125H62V123L65 121V122H68V121H66V120H64V121H62L61 123H59V122H55V123H51V122H47V121H43L42 119H41V122L37 125V127L35 128V126L33 127V128H35V130L32 132L33 133V135L30 137V135H27L28 137H30V140H31V143H32V145H33V147L34 148H36L39 152H40V154H42L41 156H43V157H45V158H51V157H53V155H54V157H57V156H63V155H61L63 152H65V150H66V152H68V155H69V153H70V151H73V150H77V151H73L74 153L76 152V154H77V152L78 151H81V152H85V153H89V154H92V155H94L95 157V159L93 160L94 161V164H100L101 166L103 165H107V164H112V163H114V162H117L119 159H121V160H131V161H133V162H135V165H136V163H138V164H141V165H145L146 167L148 166L149 168H150V170H151V173H153V174H155V173H157V174H163V175H165V173L166 172H176L178 175H181V177L183 178V176L182 175H184V169L182 170V168L181 167H178V164L177 163H175L174 162V157H177V156H174L173 158H171L173 155H176L174 152H172V151H170V150H165V149H163L160 145H162V144H160V141L158 140V139H160V137L159 138H157L153 133H151V132H149L148 130H146L145 129V126L144 125H146L145 124V122L147 121H145L143 118H144V114L142 115V113H143V111H142V113L140 112V111H135ZM241 109H239V111H240ZM1 112L0 113H2V110H0ZM36 111H37V109H36ZM46 111V110H45ZM45 111H44V115H46L48 112H49V110L47 111V113L45 114ZM61 111V110H60ZM83 111V110H82ZM98 111H99V109H98ZM109 111V110H108ZM115 111V110H114ZM122 111V110H121ZM21 112V111H20ZM23 112V111H22ZM27 112H28V110H27ZM27 112H26V115H27ZM40 112V111H39ZM43 112V111H42ZM41 112V113H42ZM72 112H75V111H73V109H72ZM93 112V111H92ZM116 112V111H115ZM241 112V111H240ZM249 112H246V113H249ZM10 113H12V112H10ZM37 114H38V112H36ZM35 113V114H36ZM60 113V112H59ZM63 113L65 114V112L63 111ZM68 113V112H67ZM71 113V112H70ZM78 113V112H77ZM85 113H88L87 111L86 112H84V115H85ZM110 113H111V111H110ZM114 113V112H113ZM245 113V112H244ZM245 113V114H246ZM249 113V114H250ZM62 114V113H61ZM63 114V115H64ZM71 114H74V113H71ZM92 114L93 113H91V115L89 114V116H92ZM95 115L97 114L96 112L94 113ZM121 114H124L123 112L121 113ZM120 114V115H121ZM127 114V115H128ZM152 114H154V113H152ZM241 114H242V112H241ZM2 115V114H1ZM21 115H23V114H21ZM20 115V116H21ZM31 115V114H30ZM33 113H32V117H33ZM48 115V114H47ZM50 115V114H49ZM54 115V114H53ZM68 115V114H67ZM76 115H78V114H76ZM80 115V114H79ZM109 115V114H108ZM111 115V114H110ZM109 115V116H110ZM114 115H117V114H114ZM158 115V114H157ZM5 116V115H4ZM19 116V117H20ZM28 116H29V114H28ZM28 116H27V118H28ZM42 116V115H41ZM54 116H56V115H54ZM86 116V115H85ZM84 116V117H85ZM88 116V117H89ZM113 116V115H112ZM111 116V117H112ZM118 116V115H117ZM166 116V115H165ZM171 116V117H172ZM252 116V115H251ZM15 117V116H14ZM18 117V118H19ZM23 117V116H22ZM31 117V118H32ZM35 117V116H34ZM38 117H40V116H38ZM37 117V118H38ZM48 117V116H47ZM47 117H45V118H47ZM59 117H60V115H59ZM65 117V116H64ZM71 117H74L73 115L71 116ZM70 117V118H71ZM98 117V116H97ZM105 117V116H104ZM168 117H170V116H168ZM170 117V118H171ZM235 117V116H234ZM237 117V116H236ZM262 117V118H263ZM2 118H4V117H2ZM9 118V117H8ZM17 118V119H18ZM44 118V119H45ZM75 118V117H74ZM74 118H72L71 119V121L73 122V119ZM76 118H77V116H76ZM86 118V117H85ZM90 118V117H89ZM118 118H119V116H118ZM149 118V117H148ZM147 118V119H148ZM154 118V117H153ZM163 118V117H162ZM10 119V118H9ZM48 119V118H47ZM54 119V118H53ZM52 119V120H53ZM84 119V118H83ZM82 119V120H83ZM87 119V118H86ZM90 119H92V118H90ZM94 119V118H93ZM95 119H97V118H95ZM106 119V118H105ZM108 119H109V117H108ZM110 119H112V118H110ZM165 119V118H164ZM173 119V118H172ZM243 119V118H242ZM245 119H247V117H245ZM258 119V118H257ZM12 120H14V119H12ZM22 120V119H21ZM26 120V119H25ZM32 120V119H31ZM34 120H36L37 121V119H34ZM49 120V119H48ZM78 120H80L79 118H78ZM89 120V119H88ZM87 120V121H88ZM99 120H100V116H99ZM153 120H155V118L153 119ZM163 120V119H162ZM171 120V119H170ZM170 120H169V122H170ZM174 120V119H173ZM172 120V121H173ZM2 121L3 120H0V122L2 123ZM16 121V120H15ZM39 121H40V119H39ZM77 121V120H76ZM85 121V120H84ZM107 121H109V120H107ZM112 121V120H111ZM258 121H261V120H259L258 119ZM17 122V121H16ZM19 122V121H18ZM24 122V121H23ZM30 122V121H29ZM33 122V121H32ZM53 122V121H52ZM80 122V121H79ZM97 122V120H95V123ZM148 122V121H147ZM146 122V123H147ZM152 122V121H151ZM158 122H160V121H158ZM246 122V121H245ZM247 122H249V121H247ZM0 123V124H1ZM5 123V122H4ZM3 123V124H4ZM10 123V122H9ZM8 123V124H9ZM13 123V122H12ZM82 123V122H81ZM162 123V122H161ZM11 124V123H10ZM9 124V125H10ZM19 124H20V122H19ZM22 124V126H24L23 125V123H21ZM34 124H36V122H34ZM105 124V123H104ZM149 124V123H148ZM163 124V123H162ZM172 124V123H171ZM176 124V123H175ZM175 124H172V125H175ZM176 124V125H177ZM249 124V123H248ZM259 124V123H258ZM261 124V123H260ZM6 125V124H5ZM27 125V124H26ZM33 125V124H32ZM106 127H107V122H106ZM137 125V126H136ZM169 125V124H168ZM167 125V126H168ZM178 125H177V127H178ZM7 126V125H6ZM12 126V125H11ZM110 126V127H109ZM150 126V125H149ZM166 126V127H167ZM249 126V125H248ZM252 126V125H251ZM3 127V126H2ZM1 127V128H2ZM5 127V126H4ZM18 127V126H17ZM21 127V126H20ZM28 128H26L27 130L28 129H30L29 128V126H27ZM104 127V126H103ZM160 127V126H159ZM162 127V126H161ZM176 127V128H177ZM243 127V126H242ZM241 127V128H242ZM247 127V126H246ZM253 127V126H252ZM252 127H250L249 126V128H252ZM22 128V130L24 129V127H21ZM32 128V129H33ZM108 128H106L105 130H107ZM241 128H240V130H241ZM255 128H257V127H255ZM5 129H7V128H5ZM17 129V128H16ZM18 129H20V128H18ZM121 129H127V130H132V133L131 132H129V133H131V135L130 136H128V137H122V135H120L119 133H118V131H120ZM153 129V128H152ZM244 129H246L245 127H244ZM248 129V128H247ZM254 129V128H253ZM10 130V129H9ZM99 130V129H98ZM101 130H103V129H101ZM104 130V131H105ZM126 130V131H127ZM239 130V131H240ZM249 130V129H248ZM12 131V130H11ZM21 131V130H20ZM20 131H18V132H20ZM103 131V132H104ZM108 131V130H107ZM155 131V130H154ZM153 131V132H154ZM166 131V130H165ZM229 131V130H228ZM239 131H237V132H239ZM244 131V130H243ZM0 132H2L1 130H0ZM10 132V131H9ZM13 132V131H12ZM18 132H16V133H18ZM29 132H31V130L29 131ZM99 133H101L100 131H98ZM123 132V131H122ZM230 132V131H229ZM4 133V132H3ZM6 133V132H5ZM21 133V132H20ZM27 133H28V131H27ZM96 133H97V131H96ZM106 132H104V134H105ZM128 133V132H127ZM129 133H128V135H129ZM168 133V132H167ZM175 133V132H174ZM235 133V132H234ZM10 134V133H9ZM14 134V133H13ZM25 134V133H24ZM231 134H233V133H231ZM21 135H23L22 133H21ZM127 135V134H126ZM161 135V134H160ZM170 135H171V133H170ZM181 134H179V136H180ZM190 135H192V134H190ZM190 135H188V137L190 136ZM213 136V137H209V136ZM235 135V134H234ZM237 135V134H236ZM1 136V135H0ZM19 136V135H18ZM25 136V135H24ZM184 136V137H185ZM229 136H231V137H229ZM238 136H240V135H238ZM241 136H243V135H241ZM165 137V136H164ZM174 137V136H173ZM210 139H209V138ZM14 139L16 138V137H13ZM171 138V137H170ZM187 138V137H186ZM190 138V137H189ZM188 138V139H189ZM195 137H193V139H194ZM17 140H19L18 138H16ZM24 139V138H23ZM29 139V138H28ZM28 139H24L23 141L24 142H26L25 140H28ZM191 139H192V136H191ZM170 140V139H169ZM184 140V139H183ZM211 140V141H210ZM236 140H239V139H236ZM1 141V140H0ZM2 141H4V140H2ZM161 141H163V140H161ZM224 141V142H225ZM20 142V141H19ZM170 142V141H169ZM183 142H185V141H183ZM188 142H191V141H188ZM31 143L29 144V145H31ZM164 143V142H163ZM194 143V145H196L195 144V142H193ZM192 143V144H193ZM199 143V142H198ZM26 143H24V145H25ZM165 144V143H164ZM181 145H182V143H180ZM187 145V144H186ZM14 146V145H13ZM18 146V145H17ZM16 146V147H17ZM20 146V145H19ZM162 146H164V145H162ZM175 146V145H174ZM199 146V145H198ZM199 146V147H200ZM232 146V145H231ZM233 146H234V144H233ZM260 146V147H261ZM4 147V146H3ZM2 147V148H3ZM31 147V146H30ZM29 147V148H30ZM33 147H31V148H33ZM167 147V146H166ZM171 148H172V146H170ZM177 147V146H176ZM194 147V146H193ZM192 147V148H193ZM196 147V146H195ZM194 147V148H195ZM236 147V145L234 146V148ZM24 148V147H23ZM175 148V147H174ZM193 148V149H194ZM264 148V147H263ZM169 149V148H168ZM184 149V148H183ZM188 149H189V146H188ZM253 149V148H252ZM25 150H27L28 151V149H25ZM30 150V149H29ZM32 150V149H31ZM31 150H30V152H31ZM186 150V149H185ZM233 150V149H232ZM260 150V149H259ZM22 151V150H21ZM24 151V150H23ZM178 152H179V150H177ZM188 151V150H187ZM228 151H231V149L230 150H228ZM16 152V151H15ZM14 152V153H15ZM38 152V153H39ZM182 152V151H181ZM197 152V151H196ZM209 152V151H208ZM227 152V151H226ZM233 152V151H232ZM235 152V151H234ZM23 153H25V152H23ZM28 153V152H27ZM26 153V154H27ZM72 153V152H71ZM73 153V154H74ZM218 153V152H217ZM231 153V152H230ZM67 153H65V157H68L67 155H66ZM72 154V155H73ZM75 154V155H76ZM79 154H81V153H79ZM180 154V153H179ZM182 154V153H181ZM210 154V153H209ZM214 154V153H213ZM228 154V153H227ZM4 155V154H3ZM18 155V154H17ZM23 155V154H22ZM33 155V154H32ZM31 155V156H32ZM72 155H70V156H72ZM211 155V154H210ZM235 155V154H234ZM238 155V154H237ZM9 156V155H8ZM12 156V155H11ZM14 156H15V154H14ZM27 156V155H26ZM33 156H36V155H33ZM32 156V157H33ZM86 156V155H85ZM88 156V155H87ZM180 156H182V155H180ZM191 156V155H190ZM204 156V155H203ZM209 156V155H208ZM213 156H215V157H217L216 155H212V158H214ZM1 157H2V154H1ZM0 157V158H1ZM28 157V156H27ZM40 157V156H39ZM38 157V158H39ZM73 157H74V155H73ZM79 157H80V155H79ZM92 156L91 155H89V157L88 158H91ZM238 157V156H237ZM11 158V157H10ZM13 158V157H12ZM15 158V157H14ZM25 159H26V157H24ZM29 158V157H28ZM37 158V159H38ZM62 158H64V157H62ZM62 158H60L61 159V161L60 162H62ZM81 158V157H80ZM184 158V157H183ZM188 158V157H187ZM198 158H199V156H198ZM226 158H227V156H226ZM4 159H5V157H4ZM18 159V158H17ZM25 159H22V161L23 160H25ZM32 159V158H31ZM30 159V160H31ZM34 159V158H33ZM37 159L36 160H34V161H37ZM44 159V158H43ZM42 159V160H43ZM47 159H45L44 161H46ZM56 159H58V158H56ZM59 159V160H60ZM65 159V158H64ZM63 159V160H64ZM68 159V158H67ZM70 160H71V158H69ZM68 159V160H69ZM78 159V158H77ZM76 159V160H77ZM82 159H85V158H83L82 157ZM177 159L179 160V159H181L179 156L177 157ZM194 157H189V162H194L195 163V161H194ZM196 159H197V157H196ZM216 158H214V160H215ZM217 159H219V158H217ZM221 159V158H220ZM229 159V158H228ZM241 159H242V157H241ZM6 160V159H5ZM9 160V159H8ZM14 160V159H13ZM59 160H57V161H59ZM69 160V161H70ZM81 160V159H80ZM86 160V159H85ZM91 160V159H90ZM89 160V161H90ZM177 160V161H178ZM183 160V159H182ZM185 160H187L186 158H185ZM200 160V159H199ZM205 160V159H204ZM208 160V159H207ZM246 160V159H245ZM254 160V159H253ZM257 160V159H256ZM264 160V159H263ZM17 161V160H16ZM32 161V160H31ZM30 161V165H31V162ZM53 161V160H52ZM56 161V160H55ZM56 161V162H57ZM65 161V163H66V159L64 160ZM72 161V160H71ZM77 161H79V160H77ZM87 161V160H86ZM93 161H91V162H93ZM176 161V162H177ZM180 161V160H179ZM198 161V160H197ZM206 161V160H205ZM212 161H213V159H212ZM249 161H251V160H248V162ZM259 161V160H258ZM9 162V161H8ZM10 162H12V161H10ZM14 162H15V160H14ZM38 162V161H37ZM41 162V161H40ZM51 162V161H50ZM59 162V163H60ZM74 162H75V160L73 161V164L72 165H74ZM85 162V161H84ZM91 162H90V164H91ZM125 162H127V161H125ZM252 163H253V161H251ZM250 162V163H251ZM261 162V161H260ZM1 163H2V161H1ZM6 163V162H5ZM18 163H20V161L18 162ZM27 163V162H26ZM47 163H48V160H47ZM46 163V164H47ZM76 163V162H75ZM78 163V162H77ZM83 163V162H82ZM119 163V162H118ZM127 163H130V162H127ZM126 163V164H127ZM132 163V162H131ZM186 163V162H185ZM198 163V162H197ZM196 163V165H200V164H202V163H198L197 164ZM207 163V162H206ZM244 163H247V160H246V162H244ZM257 163L258 162H256V165H257ZM16 164V163H15ZM14 164V165H15ZM22 164V163H21ZM28 164V163H27ZM34 164H37V163H34ZM41 164H43L44 165V163H43V161H42V163ZM40 164V165H41ZM49 164V163H48ZM54 164H55V162H54ZM88 164H89V162H88ZM120 164H121V162H120ZM181 164V163H180ZM188 164V163H187ZM186 164V165H187ZM203 164H205V163H203ZM242 164V163H241ZM7 165V164H6ZM39 165V164H38ZM42 165V166H43ZM53 165V164H52ZM56 165V164H55ZM54 165V166H55ZM63 165H64V163H63ZM68 165H69V163H68ZM67 165V167H69ZM71 165V164H70ZM114 165H116V164H114ZM123 165V164H122ZM250 165V164H249ZM254 165H255V162H254ZM255 165V166H256ZM2 166H4V165H2ZM29 166V165H28ZM28 166H26V168H28ZM34 166V165H33ZM32 166V167H33ZM42 166H40V167H42ZM45 166V165H44ZM61 166V165H60ZM87 166V165H86ZM90 166V165H89ZM98 166V165H97ZM110 166H112V165H110ZM109 166V170H110V167ZM118 166H119V164H118ZM125 166H127V165H125V163H124V167ZM128 166H132V165H128ZM127 166V167H128ZM180 166V165H179ZM191 166V165H190ZM247 166V165H246ZM7 167V166H6ZM14 167V166H13ZM15 167H17V166H15ZM14 167V168H15ZM18 167H20V165L18 166ZM37 167V166H36ZM46 167H48V166H46ZM46 167H44V169L46 168ZM71 167V166H70ZM73 167H77V166H73ZM73 167L72 168H70V169H72L73 170ZM114 167V166H113ZM122 167V166H121ZM182 167H184L183 165H182ZM189 167V166H188ZM250 167V166H249ZM8 168V167H7ZM21 169L20 170H22V168H24V167H20ZM29 168H31V166L29 167ZM37 168H39V167H37ZM43 168V167H42ZM41 168V169H42ZM50 168V167H49ZM47 169V170H50V169ZM65 168H66V166H65ZM99 168H101V167H99ZM106 168V167H105ZM118 168V167H117ZM139 168V167H138ZM5 169V168H4ZM40 169V170H41ZM68 169V168H67ZM66 169V170H67ZM91 169V168H90ZM93 169H96V168H93ZM114 168H112L111 169V171L113 170ZM122 169V168H121ZM130 169V168H129ZM143 169V168H142ZM241 169V168H240ZM9 170H10V168H9ZM8 170V171H9ZM15 170V169H14ZM18 170V169H17ZM17 170H15V171H17ZM19 170V171H20ZM29 170V169H28ZM34 170H35V167H34ZM37 170V169H36ZM47 170H45L46 172H47ZM63 170V169H62ZM99 170H101V169H99ZM102 170H104V168H102ZM106 170V169H105ZM104 170V172L103 173H105L106 171H108V170H106L105 171ZM118 170V169H117ZM125 170H126V168H125ZM133 170V169H132ZM136 170V169H135ZM189 171H191V169H188ZM4 171V170H3ZM6 171V170H5ZM25 170L23 169V172H24ZM27 171V170H26ZM25 171V172H26ZM31 171H32V169H31ZM38 171V170H37ZM41 171H43V170H41ZM52 171V170H51ZM61 171V170H60ZM60 171H58V172H60ZM69 171V170H68ZM68 171H67V173H68ZM98 171V170H97ZM116 171V170H115ZM119 171V170H118ZM124 171V170H123ZM126 171H128V170H126ZM125 171V172H126ZM139 171V170H138ZM143 171V170H142ZM232 171V170H231ZM33 172V171H32ZM31 172V173H32ZM45 172V173H46ZM50 172V171H49ZM62 172V171H61ZM64 172V171H63ZM70 172V171H69ZM101 172V171H100ZM188 172V171H187ZM193 172V171H192ZM44 173V174H45ZM48 173V172H47ZM66 173V172H65ZM64 173V174H65ZM66 173V174H67ZM72 173H74V172H72ZM71 173V174H72ZM109 173H110V171H109ZM112 173V172H111ZM123 173V172H122ZM137 173V172H136ZM139 173H142L141 171H139ZM138 173V174H139ZM144 173V172H143ZM176 173H174V174H176ZM6 174V173H5ZM5 174H4V176H5ZM10 174V173H9ZM13 174V173H12ZM29 174H30V172H29ZM35 174L36 173H34V176L33 177H35ZM38 174H39V176L38 177H42V175H43V173L41 174V176H40V173L38 172ZM51 174V173H50ZM56 174H58V173H56ZM69 174V173H68ZM106 174H107V172H106ZM124 174V173H123ZM128 174V173H127ZM130 174V173H129ZM152 174V175H153ZM167 174V173H166ZM171 174V173H170ZM176 174V175H177ZM191 176H192V178L191 179H195L194 180V182L195 181H197V184L199 185V188H202V186H203V183H202V181L201 180H198V178H197V176H195L194 174L195 173H189ZM217 174H218V172H217ZM229 174L231 175V173L229 172ZM257 174V173H256ZM16 175V174H15ZM14 175V176H15ZM23 175V174H22ZM46 175V174H45ZM122 175V174H121ZM142 175V174H141ZM141 175H139V177L141 176ZM144 175H146V174H144ZM143 175V176H144ZM160 175H158V176H160ZM172 175V174H171ZM8 176V175H7ZM10 176V175H9ZM8 176V177H9ZM13 176V175H12ZM19 176V175H18ZM27 176V175H26ZM29 176V175H28ZM52 176V175H51ZM57 176V175H56ZM103 176H105V175H103ZM102 176V177H103ZM115 176V178H116V176L117 175H114ZM120 176V175H119ZM123 176H125V178L127 177L126 175H123ZM143 176H142V178H143ZM156 176V175H155ZM166 176V175H165ZM170 176V175H169ZM175 176V175H174ZM190 176V177H191ZM236 176V175H235ZM234 176V177H235ZM7 177V178H8ZM46 177V176H45ZM53 177V176H52ZM95 177V176H94ZM112 177H113V175H112ZM111 177V178H112ZM171 177V176H170ZM180 177V178H181ZM186 177V176H185ZM184 177V178H185ZM10 178H11V176H10ZM14 178H16V177H14ZM21 178V177H20ZM24 178V177H23ZM27 178V177H26ZM54 178V177H53ZM52 178V179H53ZM110 178V177H109ZM108 178V179H109ZM114 178V177H113ZM121 178H123L122 176H121ZM124 178V179H125ZM132 178V177H131ZM135 178V177H134ZM147 178H148V176H147ZM150 178V177H149ZM163 178V177H162ZM168 178V177H167ZM172 178H174V177H172ZM172 178H170V181H172L171 179ZM176 178V177H175ZM179 178V179H180ZM3 179H4V177H3ZM22 179V178H21ZM47 179V178H46ZM51 178H48V180H50ZM56 179H58V177L56 178ZM95 179V178H94ZM116 179H119L118 177L116 178ZM128 179V178H127ZM136 179H138L137 177L135 178V182H136ZM144 179V178H143ZM151 179V178H150ZM153 180L155 179V178H152ZM157 179V178H156ZM187 179V178H186ZM205 179V178H204ZM7 180V179H6ZM15 180V179H14ZM48 180H46L48 183H49V181ZM65 180V179H64ZM96 180V179H95ZM132 180H134V179H132ZM146 180V179H145ZM148 180V179H147ZM166 180H168V179H166ZM178 180V179H177ZM207 180V179H206ZM234 180V179H233ZM9 181V180H8ZM19 181V180H18ZM24 181H26L25 179H24ZM28 181V180H27ZM27 181H26V183H27ZM43 181V180H42ZM99 181V180H98ZM98 181H96L97 183H98ZM126 181V180H125ZM125 181L123 182V184L125 183ZM157 180H155L154 182H156ZM161 181V180H160ZM159 181V182H160ZM173 181H176V180H174L173 179ZM172 181V182H173ZM186 181V180H185ZM191 181H193V180H191ZM190 181V182H191ZM211 181V180H210ZM5 182V181H4ZM10 182V181H9ZM8 182V183H9ZM15 182V181H14ZM21 182V181H20ZM19 182V183H20ZM29 182H30V179H29ZM45 182V181H44ZM58 182V181H57ZM60 182V181H59ZM64 182V181H63ZM63 182H61V183H63ZM100 182V181H99ZM103 182V181H102ZM108 183H109V180L107 181ZM121 182H122V180H121ZM139 182V180L136 182V183H138ZM153 182V181H152ZM169 182V181H168ZM205 182V181H204ZM246 182V181H245ZM248 182V181H247ZM1 183V182H0ZM18 183V182H17ZM24 183V182H23ZM34 183V182H33ZM38 183H40V182H38ZM42 183V182H41ZM52 183H53V180L51 181V185H49V186H52ZM144 183V182H143ZM142 183V185L144 186V184ZM147 183V182H146ZM151 183V182H150ZM149 183V184H150ZM163 183V182H162ZM165 183V182H164ZM179 183V182H178ZM180 183H181V180H180ZM192 183V182H191ZM196 183V182H195ZM212 183V182H211ZM257 183V182H256ZM260 183V182H259ZM31 184V183H30ZM54 184V183H53ZM107 184V183H106ZM105 184V185H106ZM122 184V185H123ZM126 184V183H125ZM175 184H176V182H175ZM190 184V183H189ZM206 184V183H205ZM235 184V183H234ZM254 184V183H253ZM252 184V185H253ZM1 185V184H0ZM11 185V184H10ZM13 185H15V184H13ZM12 185V186H13ZM21 185H22V182H21ZM25 185V184H24ZM27 185V184H26ZM59 185H60V183H59ZM63 185V184H62ZM61 185V186H62ZM67 185V184H66ZM71 185V184H70ZM74 185V184H73ZM130 185H132L133 186V184L130 182ZM139 185V184H138ZM164 185V184H163ZM170 185V184H169ZM172 185V184H171ZM181 185V184H180ZM183 185V184H182ZM207 185V184H206ZM28 186V185H27ZM32 186H33V184H32ZM40 186H42V184L40 185ZM39 186V188H41ZM48 186V187H49ZM54 186V185H53ZM56 186V185H55ZM65 186V185H64ZM68 186V185H67ZM107 186V185H106ZM116 186V185H115ZM146 186V185H145ZM184 186V185H183ZM225 186V185H224ZM8 187V186H7ZM34 187V186H33ZM47 187V188H48ZM63 187V186H62ZM117 187V186H116ZM127 187H128V185H127ZM130 187V186H129ZM147 187V186H146ZM149 187V186H148ZM150 187H153V186H150ZM150 187H149V189H150ZM155 187V189H156V187H158V185H156V186H154ZM153 187V188H154ZM172 187V186H171ZM185 187H187V186H185ZM214 187V186H213ZM11 188V187H10ZM37 188V187H36ZM39 188H37V189H39ZM47 188H46V190H47ZM50 188V187H49ZM53 188V187H52ZM56 188H57V186H56ZM64 188V187H63ZM69 188H72V187H69ZM69 188H67V190L69 189ZM93 188V187H92ZM112 188H114V187H112ZM122 188V187H121ZM141 188V187H140ZM143 188V187H142ZM175 188V187H174ZM188 188V187H187ZM198 188V189H199ZM251 188V187H250ZM249 188V189H250ZM3 189L5 190V187H3ZM2 189V190H3ZM7 189V188H6ZM12 189V188H11ZM10 189V190H11ZM16 189H17V186H16ZM25 189V188H24ZM29 189V188H28ZM31 189V188H30ZM29 189V190H30ZM35 189V188H34ZM59 189H61V188H59ZM58 188H57V190H59ZM66 189V188H65ZM93 189H96V188H93ZM119 189V188H118ZM136 189H137V187H136ZM139 189V188H138ZM154 189V190H155ZM179 189V188H178ZM244 189V188H243ZM3 190V191H4ZM9 190V191H10ZM15 190V189H14ZM14 190H11V191H14ZM21 190V189H20ZM19 190V191H20ZM32 191H34L33 189H31ZM31 190H30V192H31ZM36 190V189H35ZM45 190V192L44 191H41L40 190V193H43V194H41V195H39V193L37 194V197L35 198V201H34V203H33V205H35V207L36 206H38L39 208H40V211L39 212H41V214L43 215V213L44 214H46V216L45 217H47L48 216V219H50L49 218V216L50 217H52L57 211H58V209L61 207V209L63 208L64 210H65V205L69 202L68 200L69 199H67V197L61 192V193H56V192H54L53 190H51V191H46ZM64 190V189H63ZM70 190V189H69ZM68 190V191H69ZM72 190V189H71ZM70 190V191H71ZM75 190V189H74ZM112 190V189H111ZM122 190V189H121ZM141 190V189H140ZM146 190H148V189H146ZM145 190V191H146ZM153 190V189H152ZM159 190V189H158ZM157 189H156V193H157V191H158ZM190 190H192V189H190ZM194 190V189H193ZM219 190V189H218ZM251 190H252V199H253V201H251V202H253L251 205H253V208L256 210V213L258 212V213H260V214H262V215H264V184H263V181H262V184L260 183L259 185H258V183H257V185H253V187L251 188ZM8 191V192H9ZM11 191H10V193H11ZM18 191V192H19ZM38 191V190H37ZM53 191V192H52ZM60 191H62V190H60ZM65 191V190H64ZM67 191V192H68ZM73 191V190H72ZM97 191V190H96ZM119 191V190H118ZM131 191V190H130ZM137 191V190H136ZM143 191V190H142ZM144 191V192H145ZM149 191V190H148ZM159 191H161V190H159ZM170 191V190H169ZM180 191V190H179ZM182 191V190H181ZM183 191H184V189H183ZM207 191V190H206ZM4 192H7V190L6 191H4ZM3 192V193H4ZM28 192V191H27ZM74 192V191H73ZM105 192V191H104ZM103 192V193H104ZM109 192V191H108ZM111 192V191H110ZM117 192V191H116ZM122 192H123V190H122ZM147 192V191H146ZM151 192V191H150ZM163 192V191H162ZM175 192V191H174ZM177 192V191H176ZM176 192L174 193V194H176ZM192 192V191H191ZM190 192V193H191ZM195 192V191H194ZM196 192H198L197 190H196ZM2 193V194H3ZM19 193H22V192H19ZM33 193V192H32ZM35 193H36V191H35ZM34 193V194H35ZM94 193H95V191H94ZM93 192H92V194H94ZM100 193V192H99ZM103 193H101V194H103ZM133 193V192H132ZM131 193V194H132ZM136 193V192H135ZM147 193H149V192H147ZM152 193H154V192H152ZM152 193H151V195H152ZM160 193V192H159ZM170 193V192H169ZM168 193V194H169ZM172 194H173V191L171 192ZM181 193V192H180ZM183 193V192H182ZM187 193H188V191H187ZM250 193H251V191H250ZM249 193V194H250ZM5 194H7V193H5ZM23 194V193H22ZM26 195L28 194V193H25ZM21 195L20 194V197H26V195ZM72 193H70V195H71ZM83 194V193H82ZM109 194V193H108ZM110 194H112V192L110 193ZM114 194H116L115 193V191H114ZM124 195L126 194V193H123ZM134 194V193H133ZM132 194V195H133ZM137 194H139V193H137ZM163 194V193H162ZM166 194V193H165ZM179 194V193H178ZM193 194V193H192ZM192 194H190V196H193ZM18 194H17V191H16V196H17ZM28 195H30V193L28 194ZM36 195V194H35ZM35 195H33V197H35ZM100 195V194H99ZM113 195V194H112ZM123 195V196H124ZM142 195V194H141ZM144 195H145V193H144ZM149 194H146L144 197L146 198V196H148ZM150 195V196H151ZM180 195H183V194H180ZM188 195V194H187ZM197 195V196H196ZM195 196L199 199V200H203L205 197H207V198H209L208 196H205V193L201 190V192L200 193H198V194H196ZM207 195H209L208 193H207ZM67 196H68V194H67ZM90 196V195H89ZM120 196V195H119ZM122 196V195H121ZM120 196V197H121ZM127 196H128V194H127ZM131 196V195H130ZM135 198H136V194L135 195H133ZM150 196H149V198L147 197V199H148V201H150ZM154 196H158V195H155L154 194ZM168 196V195H167ZM176 196V195H175ZM184 196H185V198H186V193L184 194ZM194 196V197H195ZM5 197H7V196H5ZM3 195H1V191H0V203H3L2 205L3 206H5V204H7V198H5ZM19 197V195L17 196V198ZM22 197V198H23ZM31 197H32V194H31ZM70 197V196H69ZM72 197L73 196H71V199H72ZM97 197V196H96ZM107 197H109V196H107ZM114 197V196H113ZM112 197V198H113ZM116 197V196H115ZM117 197H118V195H117ZM132 197V196H131ZM138 198L140 197L139 195L137 196ZM143 197V196H142ZM143 197V198H144ZM160 197V196H159ZM168 197H172L171 196V194L168 196ZM168 197H165V198H168ZM182 197V196H181ZM30 198V197H29ZM74 198V197H73ZM78 197L76 196V199H77ZM81 198H83L82 196H81ZM128 198V197H127ZM142 198V199H143ZM145 198H144V200H145ZM192 198V197H191ZM190 198V199H191ZM215 198V197H214ZM21 199V198H20ZM19 198H18V200H20ZM23 199H25V198H23ZM31 199H33V198H31ZM115 199V198H114ZM126 199V198H125ZM137 199V198H136ZM141 199V198H140ZM140 199H138V200H140ZM142 199H141V201H142ZM151 199H152V197H151ZM155 199L156 198H154V200L153 201H155ZM159 199H161V197L159 198ZM158 199V200H159ZM181 199V198H180ZM184 199V198H183ZM183 199H181V200H183ZM187 199V198H186ZM188 199H189V197H188ZM217 199V198H216ZM9 200V199H8ZM17 200V201H18ZM82 200H84V199H82ZM87 200V199H86ZM102 200H104V199H102ZM106 200V199H105ZM108 200H110V199H108ZM107 200V201H108ZM143 200V201H144ZM162 200V199H161ZM175 200H177V199H175V198H169V201H170V203H173ZM179 200V199H178ZM208 200V199H207ZM206 200V201H207ZM11 202L13 201V200H10ZM21 201V200H20ZM25 201H26V199H25ZM28 201V200H27ZM26 201V202H27ZM30 201V200H29ZM28 201V202H29ZM88 201V200H87ZM111 201V200H110ZM109 201V202H110ZM114 201H117L116 199L114 200ZM134 202H136V205H137V202H139V201H135V200H133ZM148 201H146V203L148 202ZM165 201V200H164ZM168 201V202H169ZM184 201H185V199H184ZM205 201V202H206ZM217 201H219V202H221V199H219V200H217ZM216 201V202H217ZM27 202V203H28ZM73 202V201H72ZM84 202V201H83ZM82 202V203H83ZM109 202H108V204L104 201V203L106 204H104L105 206H107V205H109L110 206V204L112 205L113 203H112V201L110 202V204H109ZM129 202H130V200H129ZM131 202H132V200H131ZM160 202V201H159ZM163 202V201H162ZM178 202V201H177ZM182 202V201H181ZM202 202H204V201H202ZM10 203V202H9ZM21 203H23V202H21ZM80 203V202H79ZM120 203V202H119ZM140 203V202H139ZM164 203H166V201L164 202ZM170 203H169V205H168V207L169 206H171L170 205ZM11 204V203H10ZM26 204V203H25ZM29 204V203H28ZM97 204H98V202H97ZM100 204V203H99ZM121 204H123V203H121ZM142 204H143V202H142ZM1 205V204H0ZM12 205V204H11ZM15 205V204H14ZM13 205V206H14ZM17 205V204H16ZM22 205V204H21ZM73 205V204H72ZM76 205H77V203H76ZM103 205V203H102V207L104 206ZM124 205V204H123ZM158 205H159V208H160V206L162 205H160L159 203H158ZM172 205H174V204H172ZM178 205V204H177ZM230 205V204H229ZM13 206H12V208H13ZM19 206V205H18ZM75 206V205H74ZM98 206V205H97ZM104 206V207H105ZM127 206V205H126ZM126 206H124V208L126 207ZM148 206V205H147ZM163 207H165V205L163 204L162 205ZM193 206V205H192ZM1 207V206H0ZM6 207V206H5ZM9 207H11V206H9ZM9 207H7V209L9 208ZM16 207V206H15ZM21 207V206H20ZM30 207V206H29ZM28 207V208H29ZM71 207V206H70ZM77 207V206H76ZM128 207H130V206H128ZM163 207H161V208H163ZM228 207V206H227ZM226 207V208H227ZM2 208V207H1ZM11 208V209H12ZM26 208V207H25ZM68 208V207H67ZM97 208V207H96ZM100 208V207H99ZM113 208H115V206H113ZM132 208V207H131ZM142 208V207H141ZM158 208V209H159ZM166 208V207H165ZM231 208V207H230ZM3 209H4V207H3ZM3 209H1V210H3ZM10 209V208H9ZM19 209V208H18ZM69 209V208H68ZM102 209V208H101ZM104 209V208H103ZM112 209V208H111ZM126 209V208H125ZM128 209V208H127ZM126 209V210H127ZM223 209V208H222ZM24 210V209H23ZM26 210V209H25ZM28 210V209H27ZM33 209H30V211H32ZM37 209H34V211H36ZM60 210V209H59ZM64 210H60V213L62 212H64ZM71 210V209H70ZM122 210V212H123V209H121ZM120 210V211H121ZM133 210H135L134 208H133ZM155 210V209H154ZM161 210V209H160ZM225 210V209H224ZM227 211H228V208L226 209ZM235 210V209H234ZM4 211H5V209H4ZM8 211V210H7ZM10 211H12L13 213H14V211H16V210H10ZM10 211L8 212V213H10ZM18 211V210H17ZM21 211V210H20ZM19 211V213H21ZM68 210H66V212H67ZM91 211V210H90ZM97 211V210H96ZM113 211V210H112ZM130 211V210H129ZM131 211H132V209H131ZM138 211H140V209L138 210ZM145 211H146V208H145ZM177 211V210H176ZM176 211H175V214H174V212H173V216L172 217H174L172 220L170 219V218H166V219H164V217H162V218H160V220H158V218H157V221L155 220V221H152V219H151V216L152 215H150L152 212L151 211H149L150 213L148 214L147 212H140L139 213V215H137V217L135 216V218H137L136 220H133V217L131 216V218H130V220H129V223L128 222H124V220L122 221V222H124V224L123 225H121V223L119 222V220L118 219H116V218H114L112 215H110V214H104L103 215V212H102V215H101V213L99 214V215H101V216H97L96 217V215L95 216H92V215H90V216H87V217H85V215L84 214H81V213H79L78 212V214L79 215H84L83 217L81 216V218H77V217H75V215H74V217H68V216H65V214H66V212L64 213V214H59V215H63V218H62V220H61V218L59 219L60 221H58L59 223V225H60V228H64L66 225L67 226H70L71 228H69V230L70 229H72V228H74V227H80V228H78V229H81L82 227L83 228H87V229H89L88 231H89V233L87 232V230H83V228H82V233L83 234H85V232H87L86 233V236H85V238H84V241H85V244H86V242H89L90 244H87V246H89V245H91V243L93 244V245H91L89 248H87L86 246H77V243H76V246H75V248H73L74 247V245H73V247H70V245H67V244H62V245H60L58 248H57V246H56V248H54L53 250H52V252H51V255L52 254H56L57 252H59V253H63L67 258L66 259H68V261L70 260L73 264H101V261H103L102 259H105V257H107V256H109V255H107V256H105L104 254H102L101 253V256L100 255H98L96 252H95V250H97V243L96 242H98L97 240H96V237H98L99 235L98 234H101L102 236L103 235H105L106 236V238H108V241H110L111 240V244H115V243H121V242H124L125 243V241H128V240H131V242H133L134 240H139V241H143V242H145V241H147V240H150V239H152V238H154V240H155V238H157V239H159V238H167L168 239V244H170L169 242H171L170 241V239L168 238V235L170 236V232L172 231V229L173 230H175V229H181V231L184 233L183 234V236L182 237H180L178 240H179V244H177V245H179L178 247H180V252H181V254L179 255V257L178 258H176L177 259V261L176 262H172L173 264H210L211 263V261L212 260H214V259H216L215 257H216V255H214L213 253L211 254L210 253V251H205V249L204 250H201V251H199V250H196L197 249V247H196V249H194L193 248V246H192V244L193 243H197L196 241H197V239H195V237L194 236H191L190 235V233H188L189 231H191V229H192V226L190 225V223H182V222H174L173 220L174 219H176L178 216L180 217V214H178V211H177V213H176ZM196 211V210H195ZM195 211H193V212H195ZM202 211V210H201ZM220 211V210H219ZM226 211V212H227ZM38 212V213H39ZM43 212V213H42ZM69 212V211H68ZM75 212V211H74ZM87 212V214L89 213H92V212H89V211H86ZM121 212V213H122ZM126 212H128V210L126 211ZM160 212V211H159ZM159 212H158V214H159ZM162 212V211H161ZM160 212V213H161ZM181 212V211H180ZM185 212H187V211H185ZM198 212V211H197ZM225 212V211H224ZM7 213V215H10V214H8ZM17 213V212H16ZM30 213H32V212H30ZM75 213H77V211L75 212ZM98 213V212H97ZM124 213H125V211H124ZM157 213V212H156ZM188 213V212H187ZM204 213V212H203ZM219 213V212H218ZM5 214V213H4ZM15 214V213H14ZM22 214V213H21ZM20 214V215H21ZM23 214H25V213H23ZM22 214V215H23ZM41 214H38L39 216H41ZM58 214V213H57ZM68 214V213H67ZM72 214V213H71ZM88 214V215H89ZM118 214H119V212H118ZM123 214V213H122ZM128 214V213H127ZM131 215H132V212L130 213ZM130 214H129V216H130ZM138 214V213H137ZM152 214H154V213H152ZM222 214V213H221ZM226 214V213H225ZM245 214V213H244ZM244 214H242L241 212H239V213H236V212H234V211H229L228 212V216L232 219V223L229 225V226H227V227H225V226H222V227H224L223 229H225V230H227V231H229V232H236V233H238V235H239V238H240V235H241V238H245V244L246 243H250V242H252L253 240H254V238L255 237H257V235L259 234V224L257 223V221H255L254 220V217H253V219L252 218H250V217H248L247 215H244ZM16 215V214H15ZM18 216H19V214H17ZM28 215V214H27ZM37 214H36V216H38ZM77 215V214H76ZM114 215H115V213H114ZM117 215V214H116ZM115 215V216H116ZM156 215V214H155ZM161 215H162V213H161ZM167 215V214H166ZM171 215V214H170ZM169 215V216H170ZM182 215V214H181ZM218 215H220V214H218ZM25 216V215H24ZM55 216V215H54ZM56 216H58V215H56ZM118 216V215H117ZM119 216H121V214L119 215ZM118 216V217H119ZM126 216H128V215H126ZM134 216V215H133ZM154 216V215H153ZM168 216V215H167ZM226 216V215H225ZM225 216H222V217H225ZM260 216V215H259ZM2 217V216H1ZM11 217H12V214H11ZM11 217H10V219H8V220H6V221H9V220H11L12 221V219H14V218H12L11 219ZM13 217H15V216H13ZM80 217V216H79ZM122 217H123V215H122ZM125 217V216H124ZM166 217V216H165ZM171 217V216H170ZM191 217V216H190ZM194 217V216H193ZM220 217V216H219ZM227 217V216H226ZM21 218V217H20ZM32 218H34V217H32ZM54 218V217H53ZM73 220H72V219ZM155 218V217H154ZM182 218H184V217H182ZM229 218V219H230ZM4 219V218H3ZM23 219V218H22ZM36 219H37V217H36ZM42 218H40L39 220L40 221H42L41 220ZM47 219V218H46ZM54 219H56V218H54ZM58 219V218H57ZM56 219V220H57ZM156 219V218H155ZM185 219H187V218H185ZM185 219H184V221H185ZM221 219V218H220ZM229 219H227L226 221H228ZM256 219V218H255ZM5 220V219H4ZM43 220H45V218L43 219ZM72 220V221H71ZM179 220L181 221V217L179 218ZM17 221V220H16ZM51 221V220H50ZM175 221H177V220H175ZM213 221V220H212ZM223 221V220H222ZM225 220L223 221V222H221V224H220V227H219V225H217V227H219L218 229H220L221 228V225H222V223H229V222H226ZM3 222V221H2ZM10 222V221H9ZM19 222H20V220H19ZM49 222V221H48ZM199 222V221H198ZM259 222V221H258ZM0 223H1V221H0ZM46 223V222H45ZM204 223V222H203ZM13 224V223H12ZM11 224V225H12ZM14 224H15V222H14ZM107 225V226H105V227H101L102 225ZM153 224H158L159 226H162V225H164V226H166L165 228H166V230H159V229H157V228H151L152 226H153ZM197 224H199V223H197ZM204 224H206V221H205V223ZM204 224H201V225H203V227L205 226L206 227V225H204ZM17 225V224H16ZM18 225H19V223H18ZM40 225V224H39ZM59 225L57 226V225H53V226H57V227H59ZM261 225V224H260ZM12 226H14V225H12ZM21 226V225H20ZM30 226H32V225H30ZM51 226V225H50ZM66 226V227H67ZM1 227V226H0ZM4 227V226H3ZM8 227V226H7ZM11 227V226H10ZM15 227H17V226H14L13 228H15ZM35 227H36V225H35ZM52 227V226H51ZM56 227V228H57ZM208 227H210V226H208V224H207V228ZM215 228H216V226H214ZM2 228V227H1ZM0 228V229H1ZM5 228V227H4ZM9 228V227H8ZM7 228V229H8ZM39 228V226L37 227V229ZM68 228V227H67ZM160 228H162V227H160ZM193 228H194V226H193ZM212 227H210V229H211ZM214 228V229H215ZM9 229H11V228H9ZM8 229V230H9ZM17 229V231H18V229H20V228H16ZM16 229H15V231H16ZM30 229V228H29ZM28 229V230H29ZM32 229V228H31ZM30 229V230H31ZM40 229V228H39ZM43 229V228H42ZM42 229H40V230H42ZM46 229V228H45ZM45 229H43V230H45ZM78 229L76 230V229H74L75 230V232L77 231V232H79L78 231ZM163 229H164V227H163ZM195 229H197L196 227H195ZM194 229V230H195ZM205 229V228H204ZM203 229V230H204ZM213 229V228H212ZM14 230V229H13ZM20 230H22V228L20 229ZM34 230H36V229H34ZM59 230V228L58 229H56L55 230V232L56 231H58ZM62 230V229H61ZM60 230V231H61ZM64 230H66L67 232H68V230L66 229V228H64ZM64 230H62V231H64ZM1 231H3V230H1ZM6 231V230H5ZM10 231V230H9ZM14 231V232H15ZM24 231V230H23ZM23 231H20V232H23ZM27 231V230H26ZM39 231V230H38ZM52 231V230H51ZM72 231V230H71ZM200 231H201V229H200ZM213 231V230H212ZM224 231V230H223ZM8 231H6V233H7ZM25 232V231H24ZM30 232H32V231H30ZM36 232V231H35ZM35 232H32V233H34L35 234ZM45 232H46V230H45ZM44 231L43 232H39V233H45ZM54 232V231H53ZM66 232V233H67ZM74 232V233H75ZM176 232V231H175ZM199 232V231H198ZM216 232V231H215ZM220 232H221V230H220ZM2 233V232H1ZM16 233V232H15ZM60 233V232H59ZM68 233H70V232H68ZM81 232H79V234H80ZM192 233H193V231H192ZM194 233H196V232H194ZM225 233V232H224ZM228 233V232H227ZM5 234V233H4ZM10 234V233H9ZM18 234V233H17ZM33 234V235H34ZM71 234H73V233H71ZM71 234H67L66 236H71ZM78 234V233H77ZM78 234V235H79ZM82 234V235H83ZM206 234H208V233H206ZM3 235V234H2ZM21 235V234H20ZM28 235V234H27ZM27 235H26V237H27ZM30 235H31V233H30ZM36 235V234H35ZM40 235V234H39ZM38 235V236H39ZM46 235H48L47 233H46ZM52 235V238L51 239H53V234H51ZM65 235V234H64ZM63 235V236H64ZM75 235H76V233H75ZM74 234L72 235V236H75ZM193 235V234H192ZM204 235V234H203ZM202 235V236H203ZM235 235V234H234ZM237 235V234H236ZM237 235V236H238ZM1 236V235H0ZM24 236V235H23ZM32 236V235H31ZM42 236V235H41ZM40 236V237H41ZM45 236V235H44ZM60 236H61V234H60ZM80 236H81V234H80ZM175 236V235H174ZM202 236H201V238H202ZM228 236H230V235H228ZM236 236V237H237ZM243 236V237H242ZM16 237H17V235H16ZM25 237V236H24ZM24 237H23V239H24ZM43 237V236H42ZM47 237V236H46ZM51 237V236H50ZM56 237V236H55ZM77 237V236H76ZM83 237V236H82ZM171 237H173V236H171ZM231 237V236H230ZM6 238H8V237H6ZM14 238V237H13ZM11 239V241L12 240H14V239ZM18 238V237H17ZM20 238H22V237H20ZM37 238H39V237H37ZM49 238V235H48V237L46 238V239H43L42 238V241L44 240H46L47 241V239ZM57 238V237H56ZM56 238H54V239H56ZM58 238H59V236H58ZM63 238V237H62ZM64 238H66L65 236H64ZM68 238H70V237H67L66 239H68ZM79 238V237H78ZM178 238V237H177ZM10 238H8V240H9ZM28 239H30V238H28ZM35 239V238H34ZM41 239V238H40ZM53 239V240H54ZM73 239V238H72ZM105 239V238H104ZM194 239L196 240L195 242H194ZM205 239H206V237H205ZM207 239H208V235H207ZM31 240V239H30ZM52 240V241H53ZM58 240V239H57ZM64 240V239H63ZM63 240H61V241H63ZM69 240V239H68ZM78 240V239H77ZM82 240V239H81ZM133 240V241H132ZM177 240V239H176ZM234 240H236V239H234ZM233 240V241H234ZM262 240V239H261ZM4 241V240H3ZM6 241H7V239H6ZM10 241V240H9ZM11 241H10V243H11ZM32 241V240H31ZM34 241V240H33ZM33 241H32V243H33ZM42 241H41V243H42ZM49 241V240H48ZM60 241V242H61ZM203 241V240H202ZM2 242V241H1ZM16 242V241H15ZM17 242H19V240L17 241ZM38 242H40V240L38 241ZM50 242V241H49ZM59 242V241H58ZM59 242V243H60ZM64 242V241H63ZM69 242V241H68ZM77 242V241H76ZM81 242H83V241H81ZM94 242H95V244H94ZM148 242V241H147ZM152 242V241H151ZM165 242V241H164ZM175 242V241H174ZM198 242H199V240H198ZM204 243L206 242V241H203ZM207 242H209L208 240H207ZM219 242V241H218ZM232 242V240L230 241V243ZM255 242V241H254ZM23 243V242H22ZM28 243V242H27ZM35 243V242H34ZM40 243V244H41ZM44 243H46V242H44ZM52 244H54V243H56L57 244V242L56 241H54V243L53 242H51ZM58 243V244H59ZM106 243V242H105ZM127 243V242H126ZM134 243V242H133ZM212 242H210V243H208V245L209 244H211ZM16 244V243H15ZM20 244H21V242H20ZM20 244H18V246L20 245ZM25 246L27 245V244H25V243H23ZM30 244V243H29ZM37 244V243H36ZM35 244V245H36ZM39 244V243H38ZM55 244V245H56ZM73 244V243H72ZM79 244V243H78ZM84 244V243H83ZM84 244V245H85ZM111 244L109 245V246H111ZM165 244V243H164ZM173 244V243H172ZM172 244H171V246H172ZM212 244H214V243H212ZM9 245V244H8ZM17 245V244H16ZM32 246H33V244H31ZM30 245V246H31ZM46 245V244H45ZM50 246H51V244H49ZM48 245V246H49ZM55 245H54V247H55ZM81 245V244H80ZM105 245V244H104ZM107 245H108V243H107ZM176 245V246H177ZM205 245H207V244H205ZM207 245V246H208ZM215 245H217V244H215ZM231 245V244H230ZM15 246V245H14ZM44 246V245H43ZM46 247V248H49V247ZM114 245H112V247H113ZM121 246V245H120ZM166 246V245H165ZM168 246V245H167ZM24 247V246H23ZM33 247H35V246H33ZM37 247V246H36ZM45 247V246H44ZM44 247L42 248V247H38L39 249L41 248L42 250L44 249ZM51 247H53V246H51ZM117 247V246H116ZM170 247V246H169ZM168 247V248H169ZM228 247V246H227ZM10 248V247H9ZM20 248V247H19ZM28 248V247H27ZM45 248V249H46ZM221 248V247H220ZM220 248H219V250H220ZM244 248V247H243ZM242 248V249H243ZM32 249V248H31ZM44 249V250H45ZM51 249V248H50ZM49 249V250H50ZM98 249H100V248H98ZM107 249H108V247H107ZM106 249V250H107ZM109 249H110V247H109ZM112 249V248H111ZM174 249H176V248H174ZM178 249V248H177ZM176 249V250H177ZM225 249V248H224ZM230 249L231 250H234L236 253H238V252H240L239 250V247H236V245L235 246H233V245H231V247H230ZM229 249V250H230ZM18 250H20V249H18ZM24 250V249H23ZM33 250V249H32ZM32 250H29V253H30V251H32ZM38 250V249H37ZM101 250V249H100ZM103 250V249H102ZM105 250V251H106ZM225 250H227V249H225ZM11 251V250H10ZM9 251V252H10ZM22 251V250H21ZM27 251H28V249H27ZM26 251V252H27ZM34 251V250H33ZM56 251V252H55ZM110 250H108V252H109ZM113 251H114V249H113ZM112 251V252H113ZM117 251V250H116ZM119 251V250H118ZM117 251V252H118ZM199 251V252H198ZM222 251V250H221ZM44 251H42V253H43ZM46 252V251H45ZM99 252V251H98ZM100 252H102V251H100ZM108 252H106V253H108ZM212 252V251H211ZM225 252H227V253H224L223 252V254L222 255H224V254H229L228 253V251H225ZM233 253L234 255H237L236 253ZM17 253H20V252H18L17 251ZM25 253V252H24ZM24 253H22V254H24ZM28 253V254H29ZM41 252H32V254L31 255H28L29 256V260L31 259V260H33V258H35L40 264H48V262H47V260H46V258L44 257V255L42 254ZM58 253V254H59ZM115 253V252H114ZM148 253V252H147ZM218 253V252H217ZM2 254V253H1ZM4 254V253H3ZM13 255H16V254H14V253H12ZM26 254V253H25ZM45 255H47L46 253H44ZM54 254V255H55ZM117 254V253H116ZM119 254V253H118ZM173 254V253H172ZM176 254V253H175ZM216 254V253H215ZM231 254V253H230ZM240 254V253H239ZM7 255V254H6ZM11 255V254H10ZM12 255V256H13ZM18 255V254H17ZM20 255V254H19ZM50 255V254H49ZM50 255V256H51ZM151 255V254H150ZM220 255V254H219ZM1 256V255H0ZM3 256V255H2ZM1 256V257H2ZM21 256H23V255H21ZM21 256H19V257H21ZM26 256L27 255H25L24 257L26 258ZM27 256V257H28ZM117 256V255H116ZM129 256V255H128ZM175 256H177V255H175ZM227 256H229V255H227ZM14 257V256H13ZM16 257V256H15ZM23 257V258H24ZM49 257V256H48ZM139 257V256H138ZM223 257V256H222ZM232 258L234 257V256H231ZM238 257V256H237ZM3 258V257H2ZM11 258V257H10ZM18 258V257H17ZM16 258V259H17ZM53 258V257H52ZM56 259H57V257H55ZM65 258V257H64ZM118 258V257H117ZM116 258V259H117ZM157 258V257H156ZM156 258H154V259H156ZM221 258V257H220ZM220 258H219V260H220ZM225 258H227V257H225ZM228 258H230V257H228ZM235 258V257H234ZM234 258H233V260H234ZM239 258V257H238ZM1 259V258H0ZM9 258L7 257V260H8ZM19 259V261H20V259L21 258H18ZM65 259V260H66ZM121 259V258H120ZM153 260V258H147V259H145L146 260V262H152V260ZM162 259V258H161ZM222 259V258H221ZM237 259V258H236ZM236 259H235V261H236ZM3 260V259H2ZM13 260H15V258L13 259ZM50 260H51V258H50ZM106 260H108V261H110V257H107L106 258ZM114 260V259H113ZM135 260V259H134ZM139 260V259H138ZM137 260V261H138ZM142 260V259H141ZM143 260H144V258H143ZM144 260V261H145ZM163 260V259H162ZM171 260V259H170ZM173 260H175V259H173ZM16 261H18V260H16ZM19 261H18V263H19ZM49 261V260H48ZM53 261V260H52ZM67 261V262H68ZM129 261H130V259H129ZM159 261V260H158ZM168 262H170L169 260H167ZM229 261V260H228ZM228 261H226V262H224V260H223V263H221V264H232V262L233 261H229L230 263H228ZM10 263H11V261H9ZM9 262L8 263H6V264H9ZM30 262V261H29ZM33 262V261H32ZM34 262H35V260H34ZM107 262V261H106ZM111 263H112V258H111V261H110ZM116 262V261H115ZM114 262V263H115ZM139 262H141V263H143L142 261H139ZM139 262H138V264H139ZM155 262V261H154ZM160 262H161V260H160ZM220 262H221V260H220ZM219 262V263H220ZM1 263L3 264V262L1 261ZM0 263V264H1ZM23 263V262H22ZM27 263H28V261H27ZM54 262H52V264H53ZM62 263V262H61ZM70 263V262H69ZM68 263V264H69ZM135 263V262H134ZM137 263V262H136ZM140 263V264H141ZM171 263V262H170ZM169 263V264H170ZM171 263V264H172ZM213 263V262H212ZM218 263V262H217ZM14 264H15V262H14ZM29 264V263H28ZM50 264V263H49ZM55 264V263H54ZM57 264H60V263H57ZM66 264V263H65ZM106 264V263H105ZM144 264V263H143ZM157 264V263H156ZM237 264V263H236ZM238 264H239V260H238Z\"/></svg>",
  "mask_w": 264,
  "mask_h": 264
}]
</instances>
